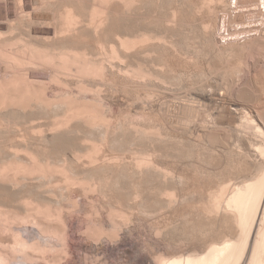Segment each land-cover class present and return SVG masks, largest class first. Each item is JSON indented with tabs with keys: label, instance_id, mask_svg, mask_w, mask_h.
<instances>
[{
	"label": "bare ground",
	"instance_id": "bare-ground-1",
	"mask_svg": "<svg viewBox=\"0 0 264 264\" xmlns=\"http://www.w3.org/2000/svg\"><path fill=\"white\" fill-rule=\"evenodd\" d=\"M43 1V0H42ZM45 1V0H44ZM44 1H43V3H44ZM47 1V0H46ZM48 1H52V0H48ZM47 1V2H48ZM59 2H61V0H58ZM63 1V0H62ZM65 1V0H64ZM64 1L63 2H61L62 3V5H61V7H62V9L60 8V3H58V2H56V0H55V2L56 3H58L59 5V7L57 6V8H59V11H58V9L56 8V10H55V8H54V11H55V13H57V11H58V13L57 14H54V16H53V18L52 17H50V19L52 18V19H54L53 21L54 22H51L52 23V27H53V25L55 26V28H53V30L55 29L56 31V35H55V38H54V40L51 38H47V39H45V41H44V43H42L41 45H39L38 43H37V45H34L33 43H32V41H29L28 42V39L26 40L25 39V41H27V42H25L24 41V43L26 44H24L25 46L23 47V54L25 55L26 53V51H29V54H26V55H28V56H23V55H20V54H14V52H13V54L15 55H12V53L10 54V53H5V55H6V57L5 58H3V59H6V58H9L10 59V61H12V62H14L15 64H17L18 66H26V64L28 65V67H30V66H32V65H35V66H32V67H35L36 68V66H37V64L39 65H44L45 66V64H48V65H51V71H52V73L51 72H49L51 75L49 76L50 77V82H55V83H57V85L59 84V87H60V85L61 84H65V85H67L65 88H67V89H65V91L63 92V88L61 89V88H59V90L62 92H60V91H57V94L58 93H61V95H57L56 97H55V95L53 94V95H46V91H48L47 89H46V86H47V84H45V86L44 85H42L43 83H45V82H43V80H41V79H39V80H37V79H32V78H29L28 76H27V78H26V76L24 77L23 75L24 74H26L27 75V73H24V74H22L23 72H25V71H27V70H25L26 68H27V66H26V68L24 69V68H22L23 70H21L20 71V73L22 74H19V72H18V66L16 67V69L17 70H15V71H17L16 73L17 74H13V76H12V74H9V75H11V77L9 78L8 77V80L9 81H7V82H5L6 81V79H5V81H4V83L2 82V78H1V83H0V107H4V106H6L7 108L9 107V110L7 111L6 109V112L4 113L3 111V113H1L0 114V177H2V176H5V177H2L3 179H6L7 177H8V175L7 174H9V173H11V171H12V175L13 174H15V173H13L14 171L15 172H18V174L19 173H21V175L22 174H24V179L25 180H28L27 179V177L26 176H29V175H33V176H36V175H38V176H36L37 178H39L40 180V182L38 183L37 181V183L38 184H35V183H33L34 185H35V187L37 188V189H40V190H37L36 188H29V187H33L34 185L33 184H31L30 183V185L31 186H29V187H26L25 185L26 184H28L29 182L27 181V183L26 182H24L23 181V176L21 177V175H17V176H20L22 179V181H23V183H25V184H23L22 183V181H20L19 182V180L16 178L17 176H14L13 175V177H12V179L10 180V181H12L13 180V178H14V180L16 181V182H13L12 181V183H15V185L19 182V184H23L24 186H21V188L22 189H25V188H28V189H26V190H28V192H26V190L24 191V192H26V193H28L27 195H26V193H25V195H24V193H23V190L21 189L20 190V192H19V194H20V198L19 197H17V201H20V203H21V205L20 206H22V205H24L26 208H28L29 206L28 205H31L30 207H31V209H29V210H31V211H35L34 212V214H33V212L31 213V211H28L24 206V208L26 209V211L27 212H25V209H23V207H22V210L25 212V215L23 214H19V212H18V214L16 215L15 213V219L11 216L12 214L10 213V215H9V213L8 212H3L2 210H0V231H3V234L7 231V232H9V231H11L12 230V239H11V241H12V245H10V243L9 242H7L8 244V246H9V248H10V250H9V248L8 247H6V245L5 244H3V243H1V241H0V247H2L3 245V247L2 248H5V250H3V251H5V253L3 252V251H0V262H2L3 264H5L4 262H8L9 261V263H11V261L10 260H12L13 261V263L15 262V261H19L20 263H22L23 261H28V263L30 262H32V264L34 263L33 261H35L36 259L35 258H37V260L39 259V258H41V256H43L42 257V259L43 258H45L46 257V255L48 254V255H54V257H53V260H51V259H49V261L51 260L53 263H56V264H60L62 261H65V258H64V260L63 259H61L62 261L61 262H59L60 261V257H61V255H62V258H63V253L65 254L66 253V255H64V257L66 256V259L67 260H70V259H68V258H71V257H74V258H71V259H75L76 257V253L77 252H75V249H79L80 247H82V245L84 244V245H86V243H87V245H89L91 248L90 249H97V247L100 245V241L102 240H104L103 238H108V239H113L114 237H116V236H119L120 234V232L122 233L123 231H125V233H126V231H127V233H129V231H131L130 230V226L131 225H133V226H135V221H134V219H136V218H134V213L136 212H133V210H135V208L137 207V205L140 203L141 205L142 204H145V205H148L147 207H149L150 205H151V207H152V204L153 205H156L157 206V204H159V203H161L162 205L163 204H166V205H172V203L173 204H175L176 205V203H174V202H176L178 199H179V195L181 194V195H185V194H187L188 193V189H187V193H186V190L184 191V190H182L183 192H185V194H182V192H178V189L181 187H183V186H181L180 185V187L178 186V183L179 182H181V181H183V178H181L182 176L181 175H178L176 172V174L181 178V181L180 180H177V178H176V176L174 175V173H172V171H170L171 169H170V167L169 168H167L168 166L167 165H165L166 167L164 168V166H159V164L157 163H155L154 161H156V159H160L159 158V154L160 153H158V152H156L158 155H157V157L158 158H156V156H154L156 159L153 161L152 160V154H153V152L151 151V150H133V152L135 153L136 151H138L137 153H136V155L134 156V158L132 157L131 159L133 160H131V164H129V165H131L130 167H127V166H129L128 165V163H126L125 162V164H126V166H124V167H126V168H124L123 166V168L124 169H122V171H119L118 172V170L116 169V167H118L119 165V163H121V162H119L120 161V156H118V154H117V156H116V160H114V164L116 163V161L117 162H119V163H117V164H115V166H111L113 169H112V171L110 170H108V168H107V166L110 164H104V165H102L103 163H105V161L101 164V162H100V164H98L97 162H99V160L100 159H102V158H104L105 157V153H104V157H102V158H100L99 157V155H100V152L102 153L103 151H102V148H103V144L105 143V142H107V140H108V138H109V136L108 135H110L111 134V132H113L112 130H109V129H111V128H109V127H111V126H113V125H111L110 124V118H108L107 116H106V114H104L100 109L102 108V106H98V104H99V102H100V100H101V93H100V90H101V88H103L102 86H103V84H102V86L101 87H99L100 86V84H101V80L99 81V79H102V78H106L107 77V75L109 74V73H107V75L104 77V71H106L107 70V68H106V66H105V64L107 63L106 61H108L109 63L108 64H110V66L114 69V67L116 68V66L120 69V71L124 68H122L121 69V66H122V63L120 62V60L119 59H121V61H123L122 60V57L124 58V56H126V58H128L129 57V54L130 53H135L136 51L134 50V48L136 47L137 48V45H141L140 43H143V44H146L145 42H147L149 39H150V35L149 34H147L148 32L146 31L147 30V28H146V33L144 32V33H141L140 35L138 34V35H136V36H131L130 37V33L128 34L129 35V37L128 36H126V37H124V34L123 33H121V36H122V34H123V38L120 36L119 37V35L118 34H115L116 36H114V38H113V41L111 40L110 42H112V43H110L111 45H110V47L108 46L107 48H106V44H103L102 43V40L100 39V37H102V36H104V35H102L101 36V33H102V31L101 30H104V27L107 25V23H109L108 21L110 20V18L111 17H114L115 18V12H117V11H115L114 10V8L112 9L111 8V6H110V4L112 5L113 3H111V2H113V0H90L92 3H91V5H89L90 4V1L88 2V7L86 8V4L87 3H84V2H82L81 3V5H76V3L75 2H77V1H75V0H67V2L65 1V3H64ZM79 1V0H78ZM83 1V0H82ZM119 1V0H118ZM123 1H125V2H123ZM135 0H121V2L123 3V6L122 7H124L125 9L127 8L126 6H129V4H131V5H134L133 3H135L134 2ZM138 1H140V0H138ZM153 0H151V2H152ZM156 1V0H155ZM159 1H161V0H159ZM158 1V2H159ZM168 1V0H167ZM170 1V0H169ZM172 1V3L174 4V1L173 0H171ZM186 1V0H185ZM184 1V2H185ZM190 2H191V0H189ZM198 1V0H197ZM210 1L212 2L213 0H202V2L204 3V4H209L210 3ZM222 1V0H221ZM221 1H219V3L221 4ZM230 1V0H229ZM245 1V0H244ZM252 1V0H251ZM251 1H250V3H251ZM256 3H257V1L256 0H254ZM253 1V2H254ZM264 1V0H263ZM36 2V1H35ZM34 2V3H35ZM38 2V1H37ZM46 2V3H47ZM54 2V1H53ZM52 2V3H53ZM86 2V1H85ZM141 2V1H140ZM143 2H144V0H143ZM146 2V1H145ZM147 2H148V0H147ZM158 2H154L157 6H158ZM176 2V1H175ZM178 2V1H177ZM187 2H188V0H187ZM189 2V3H190ZM195 2V5H196V0L194 1ZM194 2H193V4H194ZM199 2V1H198ZM202 2H199V3H202ZM213 2H215L216 3V1L214 0ZM212 2V4H214ZM225 2H227V1H225ZM225 2H223V3H225ZM230 2H231V4H230ZM229 2V4L230 5H232L233 3H235V5L236 6H238V4L240 3V0H231ZM241 2H242V0H241ZM260 2V1H259ZM258 2V3H259ZM262 2V1H261ZM40 3V2H39ZM54 4V5H57V4ZM79 3V2H78ZM77 3V4H78ZM84 3V4H83ZM122 3H121V5H122ZM137 3V2H136ZM171 3V2H170ZM172 3H171V5H172ZM223 3H222V5H223ZM257 3V4H258ZM48 4V3H47ZM47 4H46V6H47ZM50 4V3H49ZM80 4V3H79ZM85 5V6H83V5ZM149 4V3H148ZM161 4H162V2H161ZM165 3H163V5H164ZM168 4V3H167ZM185 4H186V2H185ZM193 4H191V5H193ZM203 4V5H204ZM211 3H210V5H212ZM220 4H218V6L220 5ZM241 4V3H240ZM246 4V3H245ZM263 4V3H262ZM33 5V4H32ZM44 5H45V3H44ZM51 5V4H50ZM114 5L115 6H117V5H120V1H119V3L116 5V2L114 3ZM113 5V6H114ZM146 5H147V3H146ZM151 5V4H150ZM150 5H147V6H150ZM160 5V4H159ZM170 5V4H169ZM178 5H180V4H178ZM182 6H183V4H181ZM180 5V6H181ZM187 5H188V3H187ZM200 5V4H199ZM199 5H197L198 7H199ZM202 5V4H201ZM200 5V6H201ZM209 5V6H210ZM217 5V4H216ZM215 5V6H216ZM242 5V4H241ZM249 5V4H248ZM259 5H261V4H259ZM39 6V5H38ZM37 6V7H38ZM49 6V5H48ZM51 6H53V5H51ZM50 6V7H51ZM77 6H81L80 8L79 7H77ZM135 6V5H134ZM139 6V5H138ZM141 6V5H140ZM139 6V9H141V10H143L142 9V6L140 7ZM143 6H144V4H143ZM156 6V7H157ZM162 5H160L159 7H161ZM167 6V5H166ZM165 6V7H166ZM175 6H177V5H175ZM181 6V7H182ZM185 6V5H184ZM206 6V5H205ZM208 6V7H209ZM213 6V5H212ZM221 6V5H220ZM225 6V5H224ZM240 6V5H239ZM255 6V5H254ZM257 6V5H256ZM264 6V5H263ZM23 7V6H22ZM22 7H20V10L22 9ZM35 7V6H34ZM41 7V6H40ZM120 7V6H119ZM120 8V9H123V8ZM159 7H158V9H159ZM171 7V6H170ZM174 7V6H173ZM188 7V6H187ZM191 6H190V4H189V8H190ZM193 7V6H192ZM223 7V6H222ZM221 7V8H222ZM226 7V6H225ZM230 7V6H229ZM244 7V6H243ZM252 7V6H251ZM42 8H43V6H42ZM46 8V10H48L47 9V7H45ZM53 8V7H52ZM51 8V9H52ZM78 8L79 9H84L83 11H79L78 10ZM133 8V7H132ZM135 8H137V7H135ZM134 8V9H135ZM184 8H186V7H183V8H181V12H182V14H183V9ZM189 8H187V11H188V9ZM197 8V7H196ZM200 8V7H199ZM202 8V7H201ZM218 8V7H217ZM231 8V7H230ZM239 8H241L242 9V7H239ZM255 8V7H254ZM36 10H38L37 8H35ZM40 9V8H39ZM51 9H49L48 11H52ZM128 9V8H127ZM145 9V8H144ZM151 9V8H150ZM161 9V8H160ZM165 9V8H164ZM164 9L162 8V10L164 11ZM172 9L173 8H171V11H172ZM177 9V8H176ZM176 9H174V10H176ZM179 9V8H178ZM193 9L194 8H192L191 10H192V12L194 13V11H193ZM203 9H204V7H203ZM203 9H201V10H203ZM209 9V8H208ZM212 9H214V11H215V7L214 8H212ZM228 9V8H227ZM226 9V10H227ZM232 9H233V7H232ZM237 9H238V7H237ZM250 9H252V8H250ZM45 10V11H46ZM130 10V9H129ZM132 10V9H131ZM139 11V12H143V11ZM153 10H155V9H153ZM157 10V9H156ZM168 11H170L169 10V7H168V9H167ZM200 9L199 10H197L196 9V11H201ZM223 10V9H222ZM246 10V9H245ZM86 11V12H85ZM118 11H119V9H118ZM122 11V10H121ZM125 11V10H124ZM123 11V12H124ZM133 11V10H132ZM135 11V10H134ZM137 11H138V8H137ZM137 11H135V13L137 12ZM147 11L149 12V10H148V8H147ZM158 11V10H157ZM166 11V10H165ZM164 11V12H165ZM189 11H190V9H189ZM208 11V10H207ZM213 11V12H214ZM217 11V10H216ZM231 11V10H230ZM230 11H228V12H230ZM233 11V10H232ZM239 11V10H238ZM242 11H244V10H242ZM249 11V10H248ZM252 11V10H251ZM264 11V10H263ZM24 12V11H23ZM33 12V11H32ZM38 12H39V10H38ZM120 12V11H119ZM123 12H122V14H123ZM128 12V11H127ZM126 12V13H127ZM145 12H146V10H145ZM144 12V13H145ZM151 12H153V11H150L149 13H150V15L152 14ZM163 12V13H164ZM173 12V11H172ZM185 12V11H184ZM191 12V11H190ZM208 12H211V15H212V11L209 9V11ZM227 12V11H226ZM225 12V13H226ZM228 12H227V14H228ZM236 12H237V10H236ZM239 12H241V11H239ZM35 13H36V11H35ZM161 12L159 11V14H160ZM176 12H174V14L173 13H171V14H173V15H175V17L174 16H172V17H174L175 19L176 18H178V17H176V16H178L179 14H175ZM198 13V12H197ZM215 13V12H214ZM213 13V14H214ZM222 13V12H221ZM234 13V12H233ZM238 13V12H237ZM242 13H244V12H242ZM245 13H246V11H245ZM21 14H26V13H21ZM20 14V17H22L23 19H24V17L23 16H25L26 17V15H21ZM31 14V13H30ZM45 14H47V13H45ZM50 14H51V12H50ZM50 14H48V15H50ZM53 14V13H52ZM119 14V13H118ZM117 13H116V15H118ZM131 14H132V12H131ZM140 14H142V13H137L136 15L135 14H133V15H135V16H137V17H139V15ZM147 14V13H146ZM156 14V13H155ZM154 14V15H155ZM184 14H187V12L186 13H184ZM191 14V13H190ZM190 14H188V15H190ZM207 14V13H206ZM209 14V13H208ZM207 14V15H208ZM230 14V13H229ZM247 14V13H246ZM249 14H250V12H249ZM255 14H262L260 11H259V13L257 12V13H255ZM29 15V14H28ZM128 14H126L125 15V13H124V16H125V18H126V16H127ZM144 15V14H143ZM149 15V14H148ZM151 16V17H155V16ZM157 15V14H156ZM168 15V14H167ZM170 15V14H169ZM169 15H168V17H169ZM198 15V14H197ZM233 14H231L230 16H232ZM237 15V14H236ZM235 15V16H236ZM240 15H243V14H241L240 13ZM52 16V15H51ZM120 17L122 16V15H119ZM118 16V17H119ZM123 16V17H124ZM128 16H130V15H128ZM147 15H145V17H146ZM158 16V15H157ZM162 16H165L166 17V15L164 14V15H162ZM161 16V17H162ZM180 16H182V15H180ZM184 16V15H183ZM185 16H187V15H185ZM209 16V15H208ZM224 16V15H223ZM229 16V17H230ZM234 16V15H233ZM244 16V15H243ZM242 16V17H243ZM248 16V15H247ZM251 16H253V15H251ZM262 16V15H261ZM263 16H264V14H263ZM32 17V16H31ZM35 17V16H34ZM44 17V16H43ZM123 17H122V19H123ZM132 16H130V17H127V18H131ZM142 17V16H141ZM160 17V16H159ZM158 17V19H160ZM164 17V18H165ZM171 16L169 17V19L170 18H172ZM188 17V16H187ZM190 17H191V15H190ZM236 17H238V15L236 16ZM250 17V16H249ZM255 17V16H254ZM253 17V18H254ZM36 18H37V16H36ZM48 18V17H47ZM113 18V19H114ZM124 18V19H125ZM126 18V19H127ZM142 18H144V17H142ZM149 18H150V16H149ZM148 18V19H149ZM156 18V17H155ZM189 18V17H188ZM188 18H186V19H188ZM240 18V17H239ZM251 18V17H250ZM250 18H249V20H250ZM262 18V17H261ZM28 19H29V17H28ZM31 19V18H30ZM33 19V18H32ZM32 19L30 20L31 21V24H32ZM38 19H40V18H38ZM37 19V21H39ZM50 19H48V21L50 20ZM119 19V18H118ZM123 19V20H124ZM132 19H134V18H132ZM139 19H141L140 17H139ZM157 19V20H158ZM168 19V20H169ZM180 19V18H179ZM183 19V18H182ZM182 19H180V20H177L178 22L180 21H184L185 20V17H184V20H182ZM190 19H192V18H190ZM210 19V18H209ZM208 19V20H209ZM228 19H230V18H228ZM227 19V20H228ZM243 19V18H242ZM246 19V18H245ZM24 20H26V18L24 19ZM24 20H23V22H24ZM34 20V19H33ZM42 20V19H41ZM45 20V19H44ZM47 20V19H46ZM115 20V19H114ZM128 20V19H127ZM127 20H124V21H126L127 22ZM142 20V19H141ZM141 20H137V21H140L141 22ZM150 20V19H149ZM148 20V22H150ZM172 20H173V18H172ZM194 20V19H193ZM230 20H233V19H230ZM237 20H238V18H237ZM244 20V19H243ZM20 21V20H19ZM30 21H28L29 23H30ZM117 21H119V20H116V23L118 24V22ZM121 21V20H120ZM131 21H133V20H131ZM137 21H134V22H137ZM145 21H146V18H145ZM153 21L155 22L156 21V19H153ZM152 21V23H154ZM162 21V20H161ZM175 21V20H174ZM190 21V20H189ZM195 21H197L196 20V18H195ZM247 21V20H246ZM263 21V20H262ZM21 22V21H20ZM20 22H18L19 24H21ZM34 22V21H33ZM46 22V21H45ZM129 22H130V19H129ZM133 22V23H134ZM144 21H142V23H143ZM162 22H164V21H162ZM167 22H169V21H167ZM173 22V21H172ZM178 22H176V24H178ZM228 21H225L224 20V25H225V23H227ZM232 22V24H234L233 23V21H231ZM231 22L229 21L228 23H230L231 24ZM236 22V21H235ZM244 22V21H243ZM27 23V22H26ZM29 23H28V25H29ZM36 22H34V24H35ZM42 23V22H41ZM49 23V22H48ZM48 23H46V26H47V24ZM54 23V24H53ZM113 23V22H112ZM125 22H123V24H124ZM128 23V22H127ZM141 23V24H142ZM161 23V22H160ZM174 23V22H173ZM182 23V22H181ZM189 23V22H188ZM206 23V22H205ZM211 23V22H210ZM210 23H209V25H210ZM227 23V24H228ZM239 23V22H238ZM245 23V22H244ZM30 24V27L32 28V25ZM38 24V23H37ZM37 24L35 25V26H37ZM50 24V23H49ZM106 24V25H105ZM130 24V23H129ZM129 24H128V26H129ZM136 24V23H135ZM144 24H145V22L143 23V26H144ZM151 24V22L149 23V25ZM155 24V23H154ZM159 23H157V25H158ZM165 24V23H164ZM167 24V23H166ZM175 24V23H174ZM173 24V25H174ZM175 24V25H176ZM180 24V23H179ZM190 24V23H189ZM196 24V23H195ZM227 24L225 25V29H226V27H227ZM236 24V23H235ZM234 24V25H235ZM242 24V23H241ZM23 25V24H22ZM24 25H25V22H24ZM27 25V26H28ZM38 25H40V24H38ZM44 25H45V23H44ZM111 25V24H110ZM113 25V24H112ZM111 25V26H112ZM118 25H122V24H120V22H119V24ZM118 25H117V27H118ZM149 25L147 26V27H149ZM182 25H183V23H182ZM187 25V24H186ZM205 25V24H204ZM19 26H21V25H19ZM115 26V25H114ZM123 26H126V23L123 25ZM154 26V25H153ZM160 26V25H159ZM158 26V27H159ZM162 26V25H161ZM163 26H167V25H163ZM168 26H170L169 25V23H168ZM179 26V25H178ZM185 26V25H184ZM197 26H198V24H197ZM196 26V27H197ZM206 26H208V25H206ZM220 26H222V25H220ZM230 26V25H229ZM264 26V25H263ZM23 26H21V27H18V29L20 28H22ZM38 27V26H37ZM107 27V26H106ZM105 27V28H106ZM109 27V26H108ZM119 27H121V26H119ZM127 27V26H126ZM131 27H133V26H131ZM135 27V26H134ZM133 27V28H134ZM136 27H138L137 25H136ZM135 27V28H136ZM145 27V26H144ZM179 27H181V26H179ZM186 27V26H185ZM235 27V26H234ZM237 27V26H236ZM241 27V26H240ZM243 27V26H242ZM17 28V27H16ZM23 28H25V27H23ZM26 28H28V27H26ZM41 28V27H40ZM113 28H115V27H113ZM112 28V29H113ZM153 27H151V29H152ZM162 28V27H161ZM175 28V27H174ZM176 28H177V26H176ZM193 28V27H192ZM191 28V29H192ZM202 28H203V26H202ZM210 28V26L209 27H207L205 30H204V33L207 31V29H209ZM28 29H30V28H28ZM50 29H51V27H50ZM85 29H86V31L89 33V34H91V36L90 37H93V36H95V37H93V38H96L95 40H94V42L93 43H91V41L88 43L86 40V44H84L85 42H83V45L84 46H82V41H77L78 43L76 44L75 42V40H73V39H75V37L74 38H72L74 35H72L73 33L72 32H77V30L79 31H81V30H84V32H85ZM112 29H109V31H111ZM117 29H119V28H117ZM116 29V30H117ZM123 29H125L124 27H123ZM138 29V28H137ZM142 29V28H141ZM145 28H143L142 30H144ZM155 29V28H154ZM160 29V28H159ZM164 29H165V27H164ZM172 29V27L170 28V29H168V30H171ZM181 29V30H180ZM180 29H175L176 31L178 30H180V31H182V28H180ZM186 29V28H185ZM194 29V28H193ZM214 29V28H213ZM219 29V28H218ZM221 29V28H220ZM237 29V28H236ZM242 29V28H241ZM263 29V28H262ZM24 29H22V31H23ZM26 30V29H25ZM31 30V29H30ZM73 30V31H72ZM74 30H76V31H74ZM128 30V29H127ZM156 30H158V28L156 29ZM184 30V29H183ZM190 30V29H189ZM203 30V29H202ZM211 30V29H210ZM223 30V29H222ZM227 30V29H226ZM230 30V29H229ZM251 30V29H250ZM250 30H248L249 32H250ZM101 31V32H100ZM107 31H108V28H107ZM106 31V32H107ZM113 31V30H112ZM112 31H111V33H112ZM125 31V30H124ZM131 31H133V30H131ZM130 31V32H131ZM135 31H136V29H135ZM135 31H133V32H135ZM164 32H165V30H163ZM172 32L174 31L173 29L171 30ZM170 31V32H171ZM177 31V32H178ZM188 31V30H187ZM221 31V30H220ZM236 31V30H235ZM246 31V30H245ZM252 31H254V30H252ZM251 31V32H252ZM28 33L30 32V31H27ZM26 32V33H27ZM31 32H32V30H31ZM30 32V33H31ZM38 32H39V30H38ZM115 32V31H114ZM119 32H120V30H119ZM127 32V31H126ZM137 32V31H136ZM139 33L141 32V31H138ZM143 32V31H142ZM152 32H153V29H152ZM159 32V31H158ZM157 32V33H158ZM160 32H162V31H160ZM163 32V33H164ZM166 32H168L167 30H166ZM210 31H208V35L207 34H205L206 36H204V37H206L207 38V36H209V34L211 33H209ZM234 32V31H233ZM237 32V31H236ZM239 32H241V31H239ZM20 33V32H19ZM59 35H58V34ZM81 33V32H80ZM100 33V34H99ZM109 34H111L110 32H108ZM115 33H118V32H115ZM169 33V32H168ZM181 33V32H180ZM188 33V32H187ZM212 33H213V31H212ZM219 33V32H218ZM232 33V32H231ZM244 33V32H243ZM24 34H25V31H24ZM45 34V33H44ZM75 34V33H74ZM84 34V33H83ZM85 34H86V32H85ZM98 34H99V36H98ZM102 34H105L106 36H107V34L104 32V33H102ZM127 34V33H126ZM132 34V33H131ZM152 34V33H151ZM155 34V33H154ZM160 34V33H159ZM162 34V33H161ZM176 34V33H175ZM183 34H184V32H183ZM226 34V33H225ZM238 34V33H237ZM260 34V33H259ZM263 34V33H262ZM261 34V35H262ZM22 35V34H21ZM20 35V36H21ZM27 35V34H26ZM57 35H58V37H57ZM80 35H82V34H80ZM88 35V34H87ZM111 35H113V33L111 34ZM118 35V36H117ZM156 35V34H155ZM164 35V34H163ZM172 35H173V33H172ZM228 35H230L229 33H228ZM227 35V36H228ZM234 35V34H233ZM264 35V34H263ZM38 36H40V35H38ZM79 36V35H78ZM77 36V37H78ZM84 36V35H83ZM157 36V35H156ZM155 36V37H156ZM164 36H167L166 34L164 35ZM175 36H177V35H175ZM178 36H179V34H178ZM187 36V35H186ZM213 36V35H212ZM212 36H211V38H212ZM221 36V35H220ZM225 36V35H224ZM246 36V35H245ZM248 36V35H247ZM260 36V35H259ZM258 36V37H259ZM34 37V36H33ZM42 37H43V35H42ZM41 37V38H42ZM44 37H46L45 35H44ZM44 37L41 39V40H43L44 39ZM47 37H48V35H47ZM82 39H84V38H86V37H82V36H80ZM99 37V38H98ZM112 37V36H111ZM161 37V36H160ZM169 37V36H168ZM173 37H174V35H173ZM180 37H181V35H180ZM203 37V38H204ZM222 37V36H221ZM231 37V36H230ZM238 37V36H237ZM249 37V36H248ZM252 37V36H251ZM261 37V36H260ZM260 37H259V40L260 41H258L257 43L258 44H260L259 42H261V41H264V39H260ZM18 38V37H17ZM31 37H29V39H30ZM81 38H80V40H81ZM89 38V37H88ZM151 38H153L154 39V36L153 37H151ZM162 38H163V36H162ZM177 38V37H176ZM175 38V39H176ZM182 38H184V37H182ZM186 38V37H185ZM188 39L190 38V37H187ZM235 38V37H234ZM233 38V39H234ZM263 38H264V36H263ZM37 39H39L38 37H37ZM36 39V40H37ZM105 39H107L106 37H104V40ZM155 39H157V38H155ZM154 39V40H155ZM159 39H161V38H159ZM164 39V38H163ZM174 39V38H173ZM178 39V38H177ZM176 39V40H177ZM188 39H187V42H188ZM191 39V38H190ZM193 39V38H192ZM191 39V40H192ZM208 39H209V37H208ZM222 39V38H221ZM220 39V40H221ZM225 39V38H224ZM250 39H252L253 40V38H250ZM255 39V38H254ZM19 40V39H18ZM32 40H33V38H32ZM78 40H79V38H78ZM158 40V39H157ZM157 40H155L154 42L156 43V41ZM180 40V39H179ZM178 40V41H179ZM185 39H183L182 40V42L184 41ZM232 40V39H231ZM237 40V39H236ZM239 40H241V38L239 39ZM248 40V39H247ZM246 40V41H247ZM251 40V41H252ZM258 39H256V41H257ZM22 41H23V38H22ZM21 40H19V43H21L22 42ZM75 41V42H74ZM89 41V40H88ZM109 41V40H108ZM159 42L161 41V40H158ZM164 41H166V40H164ZM170 41V40H169ZM177 41V42H178ZM186 41V40H185ZM238 41V40H237ZM236 41V42H237ZM245 41V42H246ZM250 41V42H251ZM255 41V40H254ZM107 42V41H106ZM190 42V41H189ZM192 42V41H191ZM194 42V41H193ZM230 42V41H229ZM33 44V45H30V44ZM35 43V42H34ZM148 43H150V42H148ZM158 43V42H157ZM167 43H168V41H167ZM167 43H164V44H167ZM170 43V42H169ZM186 43V42H185ZM243 43V42H242ZM242 43H241V45H242ZM249 43V42H248ZM256 43V44H257ZM262 43V42H261ZM158 44H160V43H158ZM162 44V43H161ZM170 44H172V43H170ZM175 44V43H174ZM177 44V43H176ZM187 44L188 43H186V46H187ZM237 44V43H236ZM239 44V43H238ZM263 44V43H262ZM11 44H7V45H2V46H0V47H3L4 46V48L3 49H5V47H7L8 46V48L10 49V46ZM14 45V44H13ZM17 45V44H16ZM79 45V46H78ZM105 45V46H104ZM150 45V44H149ZM173 45V44H172ZM171 45V46H172ZM179 45V44H178ZM182 45V44H181ZM183 45H184V43H183ZM192 45V44H191ZM226 45V44H225ZM224 45V46H225ZM228 45V44H227ZM232 45V44H231ZM230 45V46H231ZM15 46V45H14ZM13 46V47H14ZM20 46V45H19ZM21 46H23L22 44H21ZM152 46V45H151ZM155 46H157V45H154V47ZM159 46V45H158ZM166 45H164V47H165ZM167 46H170V45H167ZM189 46V45H188ZM198 46V45H197ZM229 45H228V48L230 47ZM17 47V46H16ZM91 47V48H90ZM145 47V46H144ZM144 47H143V51H142V53H143V57L148 53L147 52V48H148V46H146L147 48L146 49H144ZM153 47V46H152ZM161 47V46H160ZM173 47H174V45H173ZM190 47V46H189ZM194 47H196V46H194ZM199 47H201V45L199 46ZM227 47V46H226ZM7 48V49H8ZM15 48V47H14ZM151 48V47H150ZM159 48V47H158ZM166 48V47H165ZM165 48H163L164 50H166ZM169 48H171V47H169ZM177 48V47H176ZM181 48V47H180ZM192 48H193V46H192ZM191 48V49H192ZM8 49V50H9ZM11 49H12V47H11ZM16 49H18V48H16ZM21 49H22V47H21ZM21 49H19V51L21 50ZM25 49H30V50H25ZM52 49V51H50V50ZM89 49H90V51L92 52V53H90V51H89ZM134 50L135 52H128L129 50L131 51V50ZM139 49V48H138ZM141 49H139V50H141ZM161 49V48H160ZM168 49V48H167ZM174 49H175V47H174ZM182 49V48H181ZM181 49H180V51H181ZM190 49V50H191ZM7 50V51H8ZM15 50V49H14ZM137 50V49H136ZM144 50H146V52H145V55H144ZM151 50H153L152 48H151ZM183 51H184V48L182 49ZM195 50V49H194ZM197 50H200V49H197ZM203 50H204V48H203ZM5 51V50H4ZM4 51H2V55H3V53H4ZM13 51V50H12ZM150 51V50H149ZM155 51V50H154ZM159 51V50H158ZM168 51V50H167ZM170 51H171V49H170ZM173 51V50H172ZM171 51V52H172ZM179 51V52H180ZM206 51V50H205ZM157 51H155V53H156ZM164 52L165 51H163L162 53H163V55H167V54H164ZM174 53H175V51H173ZM178 52V51H177ZM195 53H196V51H194ZM199 52V51H198ZM197 52V53H198ZM201 53H202V50L200 51ZM210 52V51H209ZM0 53H1V51H0ZM129 53V54H128ZM140 53V52H139ZM138 53V54H139ZM151 52H149V54H150ZM154 53V52H153ZM154 53V54H155ZM160 53V52H159ZM169 53V52H168ZM185 53H187V52H185ZM184 53V54H185ZM190 53V52H189ZM192 53V52H191ZM21 54H22V50H21ZM179 54V53H178ZM208 54V53H207ZM207 54H206V56H207ZM210 54V53H209ZM17 55V56H16ZM20 57H19V56ZM98 55H101V56H98ZM135 55V54H134ZM148 55V54H147ZM151 55H153L152 53H151ZM155 55H157V54H155ZM153 56V57H156V56ZM173 55H175V54H173ZM197 55V54H196ZM200 55V54H199ZM202 55V54H201ZM131 56V55H130ZM136 56V55H135ZM134 56V57H135ZM169 56V55H168ZM179 56H181V54L179 55ZM192 56H193V53H192ZM198 56V55H197ZM1 57H3V56H1ZM0 57V60L2 59ZM139 57H140V54H139ZM146 57V56H145ZM173 57V56H172ZM172 57L170 58V59H172ZM175 57V56H174ZM132 58V57H131ZM147 58H148V56H147ZM158 58H160V57H158ZM158 58L156 59V58H154V59H156V60H158ZM184 58H186V56L184 57ZM130 59V58H129ZM140 59V58H139ZM143 59V58H142ZM141 59V60H142ZM152 58H150V60H151ZM165 59H166V57H165ZM175 59V58H174ZM178 59H180L179 57H178ZM190 59V58H189ZM191 59H193V58H191ZM197 59V58H196ZM117 60H119V61H117ZM131 60V59H130ZM143 60H145V59H143ZM148 60V59H147ZM160 60V59H159ZM162 60H164V59H162ZM177 60V59H176ZM181 60V59H180ZM186 60V59H185ZM185 60H183V61H185ZM198 60V59H197ZM4 61V60H3ZM129 61V60H128ZM132 61H133V59H132ZM138 61V60H137ZM191 61H193V60H191ZM12 62H11V64H12ZM123 62H126V61H123ZM141 63H142V61H140ZM147 62V61H146ZM150 62V61H149ZM153 62V61H152ZM158 62V61H157ZM156 62V63H157ZM160 62V61H159ZM167 62V61H166ZM165 62V63H166ZM181 62H182V60H181ZM180 62V63H181ZM188 62V61H187ZM186 61H185V63H187ZM190 62V61H189ZM197 62V61H196ZM2 63V62H1ZM132 63V62H131ZM144 63V62H143ZM171 63V62H170ZM172 63H174V62H172ZM15 64H14V66H15ZM125 64V63H124ZM127 65H129L130 63H126ZM132 64H134V63H132ZM131 64V65H132ZM136 64H139V63H136ZM145 64H147V63H145ZM144 64V66H147V65H145ZM152 64V63H151ZM151 64H149V65H151ZM158 64H162V61H161V63H158ZM167 64V63H166ZM169 64V63H168ZM167 64V65H168ZM175 64V63H174ZM183 64V63H182ZM181 64V65H182ZM193 64V63H192ZM5 65H7L6 63H5ZM9 65V64H8ZM107 65V64H106ZM126 65V74H127V76L129 75V73H132L131 75H129V76H133V75H135L134 77H148V75H150V76H153V78H154V75H158L159 77H160V80H161V76H163V75H166V73L165 72H163L162 71V75H160V73H159V69H158V71L157 72H155V71H153V72H151V70L149 71L148 69V71H144V70H142V68H140L141 70H139V66H138V70H136L137 69V66H136V68H135V66H134V68H132V66H127ZM143 65V64H142ZM171 65V64H170ZM173 65V64H172ZM178 65H179V62H178ZM183 65H185V64H183ZM182 65V66H183ZM194 65H196L195 63H194ZM43 66V67H44ZM109 66V65H108ZM153 66V65H152ZM156 66V65H155ZM169 66V65H168ZM167 66V68H169ZM175 66V65H174ZM174 66H172V68L174 67ZM193 66V65H192ZM38 67V66H37ZM46 67H47V65H46ZM49 67V66H48ZM47 67V68H48ZM159 67V66H158ZM165 67V66H164ZM175 67H177V65L175 66ZM184 67V66H183ZM195 67V66H194ZM6 68H8V66L6 67ZM5 68V69H6ZM12 68V67H11ZM11 68H10V70H11ZM31 68V67H30ZM29 68V69H30ZM105 68H106V70H105ZM144 68V67H143ZM149 68V67H148ZM160 68H162V67H160ZM181 68V67H180ZM190 68V67H189ZM4 69V70H5ZM9 69V68H8ZM13 69V68H12ZM32 69V68H31ZM30 69V70H31ZM154 69V68H153ZM157 69V66H156V68H155V70ZM162 69H164V68H162ZM182 69V68H181ZM180 69V70H181ZM184 69H186V68H184ZM1 70V69H0ZM3 70V71H4ZM7 70V69H6ZM9 70V71H10ZM25 70V71H24ZM29 70V71H30ZM37 71L39 70V69H36ZM45 70H47V69H45ZM50 70V69H49ZM111 70V69H110ZM127 70H128V72H127ZM173 70V69H172ZM15 71H13V73L15 72ZM33 71V70H32ZM40 71V70H39ZM44 71V70H43ZM42 71V72H43ZM130 71V72H129ZM169 71V70H168ZM183 71V70H182ZM192 71V70H191ZM11 72V71H10ZM125 72V71H124ZM123 72V74H125ZM167 72V71H166ZM173 72V71H172ZM204 72V71H203ZM202 71H201V73H203ZM209 72V71H208ZM1 73V72H0ZM41 73V72H40ZM44 73V72H43ZM42 73V74H43ZM120 73H122V71L120 72ZM157 73H159V74H157ZM168 73H170V71L168 72ZM174 73V72H173ZM177 73V72H176ZM182 73V72H181ZM188 73V72H187ZM3 74H4V72H3ZM21 75L20 77H19V75ZM29 74V73H28ZM34 74V73H33ZM125 74V75H126ZM192 74V73H191ZM195 74V73H194ZM204 74V73H203ZM203 74H201V76H199V77H201L202 78V75ZM206 74V73H205ZM205 74H204V79H206L205 78ZM7 74H6V72H5V76H6ZM36 75H38V74H36ZM46 75V74H45ZM65 76V77H71L72 79H73V82H70L71 84H75L74 86L73 85H70V83H68V82H65V81H63L64 79H62L61 78V76ZM118 75V74H117ZM176 75V74H175ZM174 75V76H175ZM179 74L177 73V76H178ZM183 75H184V73H183ZM183 75H182V77H183ZM209 75V74H208ZM1 76V75H0ZM33 76H35V75H33ZM39 76V75H38ZM64 76H63V78H64ZM111 76V75H110ZM149 76V77H150ZM157 76V77H158ZM177 76H175V77H177ZM4 77V76H3ZM41 77H43V76H41ZM45 77V76H44ZM114 77V76H113ZM118 77H119V75H118ZM118 77H117V79H118ZM156 77V76H155ZM170 76H169V74H168V78H169ZM174 77V78H175ZM187 77V76H186ZM193 77V76H192ZM192 77H190V78H192ZM196 77V76H195ZM123 78H125L124 76H123ZM151 78V77H150ZM163 78H164V76H163ZM167 78V77H166ZM184 78H185V76H184ZM190 78H189V80L188 81H190ZM65 79H67V78H65ZM116 79V78H115ZM127 79V78H126ZM129 79V78H128ZM140 79V78H139ZM152 79V78H151ZM155 79V78H154ZM159 79V78H158ZM157 79V80H158ZM165 79V78H164ZM193 79V78H192ZM203 79V78H202ZM204 79H203V81H204ZM69 80V79H68ZM108 80V79H107ZM111 80H113V79H111ZM110 80V81H111ZM125 80V79H124ZM131 81H132V79H130ZM141 80V79H140ZM143 80V79H142ZM146 80V79H145ZM144 80V81H145ZM148 80V79H147ZM146 80V81H147ZM156 80V81H157ZM172 80H173V77H172ZM177 80V79H176ZM183 80V79H182ZM195 80H197V79H195ZM45 81H47V80H45ZM67 81V80H66ZM72 81V80H71ZM117 81V80H116ZM119 81V80H118ZM137 81V80H136ZM152 81V80H151ZM155 81V80H154ZM159 81V80H158ZM162 81V80H161ZM168 81V80H167ZM179 81H180V79H179ZM187 81V82H188ZM201 81V80H200ZM203 81H201L202 83H203ZM208 81H209V79H208ZM37 82H39V83H42V84H39V86L37 87ZM93 84H92V83ZM100 82V83H99ZM109 82V81H108ZM112 82V81H111ZM111 82H109L110 84H111ZM114 82V81H113ZM169 82V81H168ZM167 82V83H168ZM170 82H172L171 81V78H170ZM185 82V81H184ZM191 82V81H190ZM190 82H188V83H190ZM193 82H194V80H193ZM192 82V83H193ZM196 82V81H195ZM199 82V81H198ZM103 83V82H102ZM129 83H131V82H129ZM134 83L136 84V82L134 81ZM144 83V82H143ZM155 83V82H154ZM161 83V82H160ZM162 83H164V82H162ZM177 82H175L174 84H176ZM179 83V82H178ZM177 83V84H178ZM182 83V82H181ZM191 83V84H192ZM197 83V82H196ZM201 83V84H202ZM206 83H207V81H206ZM36 84V85H35ZM107 84V86H108V83H105L104 85H106ZM118 84V83H117ZM120 84H122V83H120ZM126 84V83H125ZM134 84V85H135ZM138 84V83H137ZM165 84H166V82H165ZM184 84V83H183ZM187 84V83H186ZM190 84V85H191ZM198 84H200V83H198ZM201 84L199 85V86H201ZM210 84V83H209ZM124 85V84H123ZM123 85H122V88H124V87H126L125 85H124V87H123ZM129 85V84H128ZM158 85V84H157ZM170 85V84H169ZM171 85H173V84H171ZM179 85H181V84H179ZM187 85H189V84H187ZM194 85V84H193ZM193 85L191 86V87H193ZM203 85H204V83H203ZM202 85V86H203ZM54 86H55V84H54ZM69 86H72L73 88H75V87H77V89H74L75 91H73L71 88H69L68 89V87ZM115 86V85H114ZM113 86V87H114ZM118 86V85H117ZM148 86H150V84L148 85ZM148 86L146 87V88H148ZM155 86V84L153 85V87ZM184 86V85H183ZM206 87H207V85H205ZM204 86V87H205ZM211 86V85H210ZM48 87V86H47ZM151 87H152V85H151ZM151 87H149V88H151ZM152 87V88H153ZM160 88H162L163 89V87H161V86H159ZM170 87V86H169ZM180 87V86H179ZM186 87V86H185ZM196 87V86H195ZM109 88H111L110 86H109ZM118 88V87H117ZM129 89H130V87H128ZM133 88H135V87H133ZM132 88V89H133ZM137 88H140V86H138ZM146 88H144V89H146ZM148 88V89H149ZM155 88H157V87H155ZM154 88V89H155ZM159 88V89H160ZM172 88V87H171ZM178 88V87H177ZM194 88V87H193ZM200 88H202V87H200ZM208 88V87H207ZM206 88V89H207ZM71 89V90H70ZM116 89V88H115ZM115 89H113V90H115ZM136 89V88H135ZM161 89V90H162ZM166 89V88H165ZM164 89V90H165ZM184 89V88H183ZM186 89H187V87H186ZM191 89V88H190ZM199 89V88H198ZM197 89V90H198ZM204 89V88H203ZM211 89V88H210ZM50 90V89H49ZM58 90V89H57ZM104 90V89H103ZM106 90V89H105ZM109 90V89H108ZM124 90H125V88H124ZM134 90V89H133ZM168 90H169V88H168ZM193 90V89H192ZM209 90V89H208ZM207 90V91H208ZM107 91V90H106ZM110 91V90H109ZM123 91V90H122ZM141 91V90H140ZM157 91H159L158 89H157ZM179 91V90H178ZM183 91V90H182ZM186 91V90H185ZM190 91V94L192 93L191 92V90H189ZM53 92H55V91H53ZM112 92V91H111ZM117 92V91H116ZM128 92H129V90H128ZM142 92V91H141ZM144 92H146L145 90H144ZM151 90H150V94H151ZM154 92H156V91H154ZM166 92H168V91H166ZM170 92V91H169ZM176 92V91H175ZM184 92V91H183ZM182 92V93H183ZM196 92H198V91H196ZM52 93V92H51ZM77 93V94H76ZM90 93L93 97H91V99L92 100H90L89 99V101H91V104H89V101H87V102H84L85 100V98L84 97H87V95ZM103 94L105 93V92H102ZM130 93V92H129ZM128 93V94H129ZM135 93V92H134ZM148 93H149V91H148ZM158 93H160V92H158ZM157 93V94H158ZM171 93V92H170ZM187 93H188V91H187ZM205 93V92H204ZM207 93V92H206ZM216 93V92H215ZM48 94V93H47ZM56 94V93H55ZM79 94H80V96H79ZM86 94V96H84L83 98V100L82 99H80V98H82V95H85ZM120 94H121V92H120ZM133 94V93H132ZM145 94H147V93H145ZM152 94H153V92H152ZM162 94H164V93H161V96H162ZM176 94H177V92H176ZM195 94V93H194ZM197 94V93H196ZM211 94V93H210ZM217 94V93H216ZM111 95V94H110ZM114 95V94H113ZM124 95H126V94H124ZM135 94H133V96H134ZM166 95V94H165ZM164 95V96H165ZM167 95H168V93H167ZM180 95H181V93H180ZM183 95V94H182ZM191 95H193V94H191ZM214 95V94H213ZM49 96H53V99H52V97L51 98H49ZM89 96V95H88ZM122 96V95H121ZM130 96V95H129ZM137 97H138V95H136ZM140 96V95H139ZM143 97L145 96V95H142ZM148 96H150V95H148ZM154 96V95H153ZM160 96V95H159ZM158 96V97H159ZM169 96V95H168ZM174 96V95H173ZM177 96V95H176ZM55 97V98H54ZM114 97V96H113ZM113 97H112V99H113ZM119 96H117V98H118ZM128 97V96H127ZM147 96H145V98H146ZM152 97V96H151ZM155 97H157V96H155ZM179 97V96H178ZM184 97V96H183ZM188 97V96H187ZM191 97H193V96H191ZM194 97H197V96H194ZM139 98V97H138ZM138 98H136V99H138ZM144 98V99H145ZM150 98V97H149ZM166 98V97H165ZM164 98V99H165ZM175 99H176V97H174ZM119 99V98H118ZM136 99H135V103H136ZM143 99V100H144ZM159 99H161V98H159ZM167 99V98H166ZM180 99V97L178 98V100ZM188 99V98H187ZM198 99V98H197ZM202 99V98H201ZM213 99V98H212ZM86 100H88V98H86ZM102 100H103V97H102ZM107 101H109V99H106ZM111 100V99H110ZM129 100V99H128ZM143 100L141 99V101L140 102H143ZM162 100H163V98H162ZM168 101H169V99H167ZM177 100V101H178ZM184 100V99H183ZM199 100H200V98H199ZM214 100V99H213ZM217 100V99H216ZM103 101H105V100H103ZM106 101V102H107ZM113 101V100H112ZM146 101V100H145ZM148 101V100H147ZM147 101H146V103H147ZM149 101H151V100H149ZM148 101V102H149ZM154 101H155V99H154ZM158 101V100H157ZM160 101V100H159ZM165 100H163V102H164ZM185 101H186V99H185ZM204 101V100H203ZM206 101V100H205ZM204 101V102H205ZM211 101V100H210ZM122 102H124L123 100H122ZM152 102V101H151ZM162 102V101H161ZM171 102H173V101H170V103ZM176 101H174L173 103H175ZM183 102V101H182ZM186 102H190L189 100L188 101H186ZM194 101H191V105H195V104H192ZM197 102V101H196ZM107 103H109V102H107ZM115 103V102H114ZM119 103V102H118ZM130 103H131V101H130ZM146 103H142V104H140L141 106L144 104H146ZM166 103V108H164L165 110L164 111H166V109L169 107V105H167V102H165ZM101 105L103 104L104 105V103H100ZM116 104V103H115ZM123 104V103H122ZM132 104H134V103H132ZM137 104H138V102H137ZM152 104V103H151ZM157 104H158V102H157ZM179 104V103H178ZM184 104L186 105V103L184 102ZM188 105H190L189 103H187ZM105 105H107V107H109V105L108 104H105ZM111 105V104H110ZM113 105V104H112ZM118 105V104H117ZM120 105V104H119ZM125 105V104H124ZM123 105V106H124ZM129 105V104H128ZM136 105V104H135ZM134 105V106H135ZM148 105H150V104H148ZM160 105V104H159ZM163 105V104H162ZM182 105V104H181ZM184 105V106H185ZM197 105V104H196ZM116 106V105H115ZM120 106H122V105H120ZM123 106H122V109H123ZM131 106H133V105H131ZM138 106V105H137ZM147 106V105H146ZM152 106H153V104H152ZM151 106V107H152ZM157 106V105H156ZM168 106V107H167ZM171 106V105H170ZM178 106V105H177ZM6 107H4V108H6ZM98 107H101L100 109L98 108ZM104 107V106H103ZM126 107V106H125ZM129 107V108H128ZM127 108L128 109H130V105L128 106ZM145 107V106H144ZM161 107V109H162V106H160ZM163 107H164V105H163ZM190 107V106H189ZM201 107V106H200ZM115 108V107H114ZM119 108H121V107H119ZM141 108V107H140ZM146 108H148V107H146ZM145 108V109H146ZM154 108V107H153ZM157 108V107H156ZM155 108V109H156ZM182 108V107H181ZM180 108V109H181ZM202 108V107H201ZM1 109V108H0ZM106 109V108H105ZM109 109V108H108ZM138 109V108H137ZM150 109V108H149ZM172 109V108H171ZM189 109H191V108H189ZM193 109H194V106H193ZM206 109V108H205ZM205 109H204V111H205ZM29 111L28 112V114L26 113L25 115H24V113L26 112V111ZM111 110V109H110ZM109 110V111H110ZM118 110V109H117ZM121 110V109H120ZM134 110V109H133ZM152 110V109H151ZM160 110V109H159ZM163 110V109H162ZM182 110V109H181ZM183 110H186V109H183ZM109 111H108V113H109ZM113 111V110H112ZM125 111V110H124ZM123 111V112H124ZM128 111V110H127ZM130 111V110H129ZM132 111V110H131ZM135 111H137V110H135ZM142 111V110H141ZM168 111V110H167ZM187 111H189V112H194L193 110H187ZM186 111V112H187ZM197 111V110H196ZM208 111V110H207ZM211 111V110H210ZM122 112V111H121ZM122 112V113H123ZM160 112V114H161V111H159ZM111 113V112H110ZM116 113V112H115ZM125 113V112H124ZM130 113V112H129ZM141 112H139V114H140ZM143 113V112H142ZM141 113V114H142ZM147 113V112H146ZM152 113H153V111H152ZM157 114H158V111L156 112ZM178 113V112H177ZM180 113V112H179ZM185 113V112H184ZM113 114V113H112ZM137 114V113H136ZM145 114V113H144ZM151 114V113H150ZM164 114V113H163ZM167 114V113H166ZM166 114H165V116H166ZM188 114V113H187ZM193 114V113H192ZM206 114V113H205ZM204 114V115H205ZM209 115H210V112L208 113ZM119 115V114H118ZM124 115V114H123ZM125 115H128L127 113H125ZM124 115V116H125ZM131 115V114H130ZM133 115V114H132ZM148 115V114H147ZM147 115H146V117H147ZM154 115H155V113H154ZM168 115V114H167ZM171 115V114H170ZM185 115V114H184ZM246 115V114H245ZM244 115V116H245ZM135 116V115H134ZM142 116H143V114H142ZM142 116H141V118H142ZM149 116V115H148ZM153 116V115H152ZM160 116V115H159ZM158 116V117H159ZM164 116V115H163ZM163 116H161V117H163ZM174 116H175V114H174ZM181 116V115H180ZM180 116H179V118H180ZM183 116V115H182ZM181 116V117H182ZM194 115H192V117H193ZM202 116V115H201ZM200 116V117H201ZM206 116V115H205ZM205 116H203V118L205 117ZM212 116V115H211ZM210 116V117H211ZM248 116V115H247ZM247 116H246V119H247ZM48 118L49 120H46V121H44V120H42L43 118ZM122 117V116H121ZM126 117V116H125ZM125 117H122V118H125ZM144 117V116H143ZM150 117V116H149ZM149 117H148V119H149ZM173 117V116H172ZM196 117V116H195ZM207 117V116H206ZM209 117V116H208ZM209 117V118H210ZM249 117L250 116H248V119H249ZM121 118V119H122ZM127 118V117H126ZM131 118V117H130ZM136 118H138V116L136 115ZM154 118V117H153ZM177 118V117H176ZM190 118H191V115H190ZM189 118V119H190ZM6 119V120H5ZM135 119V118H134ZM134 119H131V120H134ZM140 119V118H139ZM147 119V118H146ZM151 117H150V120H148V121H151ZM155 119V118H154ZM154 119H152V120H154ZM157 119V118H156ZM162 119V118H161ZM163 119H164V117H163ZM166 119V118H165ZM174 119V118H173ZM187 118H185L184 119V121H186L187 122V120H186ZM193 119V118H192ZM196 119H198V116H197V118ZM245 119V120H246ZM251 119H253V118H251ZM24 120V121H23ZM37 120L39 121V120H41V122H37ZM123 120V119H122ZM136 120V119H135ZM144 119H142V121H143ZM168 120V119H167ZM179 120V119H178ZM177 120V121H178ZM181 120H182V118H181ZM195 120V119H194ZM202 120V119H201ZM209 120V119H208ZM250 120V119H249ZM5 121V122H4ZM36 121V122H35ZM115 121V120H114ZM121 121V120H120ZM119 121V122H120ZM124 121H125V119H124ZM128 121V120H127ZM126 121V122H127ZM139 121H141V120H139ZM160 121V119L158 120V122ZM161 121H163V120H161ZM180 121V120H179ZM207 121V120H206ZM205 121V122H206ZM211 121V120H210ZM247 121V120H246ZM252 121H254V120H251L250 122H252ZM6 122H7V125H6ZM125 122V124H127ZM135 122H137V121H135ZM144 122H146V120L144 121ZM165 122H166V120H165ZM168 122H170V121H168ZM189 122V121H188ZM192 123H193V121H191ZM196 122H197V120H196ZM201 122H203V121H201ZM247 122H249V121H247ZM109 123V124H108ZM112 123V122H111ZM115 123V122H114ZM132 123H133V121H132ZM138 123H141V122H138ZM148 123V122H147ZM152 122H150V124H151ZM154 123H156V121L154 122L153 121V123L152 124H154ZM161 123V122H160ZM164 123V122H163ZM179 123H182V121L181 122H179ZM195 123V122H194ZM21 124L24 126L25 124H27V125H25L24 127H22L21 126ZM119 124V123H118ZM124 124V125H125ZM135 124V123H134ZM168 124V123H167ZM171 124H173V122H171ZM171 124H168V125H171ZM187 124V123H186ZM188 124H190V123H188ZM202 124V123H201ZM246 124H248V123H246ZM246 124L244 125V126H246ZM251 124V123H250ZM249 124V125H250ZM6 125V126H5ZM110 125V126H109ZM141 124H139V127H134L133 128V125L131 124H129V126H131V129H133L132 131L134 132V135H136V136H129L130 138V140L129 141H131V139L133 138V139H136V138H138V134H140V137L141 138H143V139H147V140H150L151 142H152V139H153V141H154V139H156L155 141H160L161 140V138H163V137H165V136H162L161 134L160 135H158L159 134V132H158V138H157V135H156V132L154 131V130H152L153 128V125H152V127H151V130L150 129H148V128H150L147 124V129L146 128H144L142 125V127L144 128H142L141 126H140ZM145 125V124H144ZM155 125V124H154ZM158 125V124H157ZM178 124L176 123V126H177ZM181 125V124H180ZM180 125H178V127L180 126ZM183 125V124H182ZM181 125V126H182ZM193 125V124H192ZM195 125V124H194ZM197 125V124H196ZM199 125V124H198ZM203 125V124H202ZM206 125V124H205ZM205 125H203V126H205ZM208 125V124H207ZM252 125H254V123L252 124ZM4 126V127H3ZM20 126V128H18ZM119 126V125H118ZM120 126H123V124L122 125H120ZM127 126V125H126ZM129 126H128V130H129ZM137 126V125H136ZM156 126V125H155ZM159 126V125H158ZM157 126V127H158ZM167 126V125H166ZM165 126V127H166ZM173 126V125H172ZM184 126H186L185 125V123H184ZM201 126V125H200ZM251 126V125H250ZM249 126V128H250V130H251V127ZM23 129H22V128ZM125 127V126H124ZM164 127V126H163ZM183 127V126H182ZM187 127H190V125L188 126L187 125ZM194 127V126H193ZM199 127V126H198ZM247 127H248V125H247ZM246 127V128H247ZM255 127V126H254ZM254 127L252 128V129H254ZM256 127L257 128H255L256 129V131L257 130H259V128L260 127H258V125H256ZM114 128V127H113ZM122 128V127H121ZM136 128H139L140 130H136ZM141 128H142V130H141ZM156 127H154V129H155ZM174 128H176V127H174ZM185 128V127H184ZM195 128V127H194ZM196 128H197V126H196ZM202 128V132H203V129H205V128H207V127H205V128H203V127H201ZM19 129H20V131H19ZM119 129V128H118ZM130 129V130H131ZM159 129V128H158ZM161 129V128H160ZM163 129H167V128H163ZM171 129V128H170ZM177 129V128H176ZM181 129V128H180ZM179 129V130H180ZM183 129V128H182ZM210 129V128H209ZM248 129V128H247ZM254 129V130H255ZM122 130V129H121ZM162 130V129H161ZM175 130V129H174ZM174 130H172V131H174ZM184 130H186V129H183V131ZM109 131H110V134H109ZM115 131H116V129H115ZM114 131V132H115ZM125 131V130H124ZM131 131V132H132ZM150 131L151 132H153L154 131V133H150ZM167 131H171V130H168L167 129ZM205 131V130H204ZM260 131V130H259ZM180 131H178V133H179ZM187 132H189V131H186V133ZM191 132H192V130H191ZM261 132V131H260ZM263 132V131H262ZM261 132V133H262ZM117 133H120V135H121V132L119 131V132H115V135H118ZM126 133H127V129H126ZM125 133V134H126ZM165 133V132H164ZM183 133H185V132H183ZM185 133V134H186ZM205 133H207V132H205ZM210 133H212V132H210ZM124 134V133H123ZM149 134H152V135H149ZM156 136V138H152V137H154V135ZM167 134H168V132H167ZM166 134V135H167ZM191 134V133H190ZM209 134V133H208ZM263 134V133H262ZM99 135H101V137L100 138H98V136ZM130 135H133V133H131ZM165 135V134H164ZM171 135V134H170ZM183 135V134H182ZM187 135H188V133H187ZM202 135V134H201ZM205 135V134H204ZM210 135V134H209ZM209 135H205V136H209ZM212 135V134H211ZM103 136V137H102ZM111 136H113V133L111 134ZM160 136H162V137H160ZM168 137H169V135H167ZM166 136V137H167ZM189 136V135H188ZM200 136V135H199ZM204 136V137H205ZM262 136V135H261ZM120 137H122V136H120ZM124 137V136H123ZM132 137V138H131ZM139 137V138H140ZM173 137V136H172ZM190 137V136H189ZM192 137V136H191ZM197 137V136H196ZM203 137V136H202ZM211 136H209V138H210ZM213 137V136H212ZM110 138H112V137H110ZM113 138H115V137H113ZM127 138V137H126ZM170 139H171V137H169ZM176 138V137H175ZM174 138V139H175ZM209 138H207V141L208 140H210L211 141V143H214V142H212L214 139H209ZM117 139V136H116V138H115V140ZM119 139H121V138H119ZM118 139V140H119ZM124 139H125V137H124ZM123 139V140H124ZM160 139V140H159ZM178 139H180L179 137H178ZM177 139V140H178ZM182 139H184V138H182ZM181 139V140H182ZM191 139V138H190ZM194 139V138H193ZM200 139V138H199ZM202 139V138H201ZM200 139V140H201ZM115 140H113L114 141V143L115 142H117V140L115 141ZM122 140V139H121ZM168 140V139H167ZM167 140H165V141H167ZM176 140V141H177ZM196 140V139H195ZM197 140H198V137H197ZM200 140H198V141H200ZM204 139H202L201 141H203ZM128 141V140H127ZM140 142L142 141V140H139ZM139 141H138V143H139ZM143 141H145V140H143ZM142 141V142H143ZM164 141V140H163ZM169 141V140H168ZM175 141V140H174ZM174 141H172L173 142V144H174ZM180 141V140H179ZM184 141V140H183ZM204 141H206V140H204ZM209 141V142H210ZM240 141V140H239ZM110 142V141H109ZM112 142V141H111ZM110 142V143H111ZM118 142H120V141H118ZM122 142V141H121ZM132 142V141H131ZM162 142V141H161ZM161 142H160V144H161ZM171 142V143H172ZM182 142V141H181ZM180 142V143H181ZM185 142V141H184ZM191 141H189V143H190ZM123 143H125V142H122V144ZM136 143H137V141H136ZM135 141H134V146H135ZM144 143V142H143ZM146 143V142H145ZM144 143V144H145ZM164 143V142H163ZM166 143V142H165ZM171 143H170V145H171ZM177 143H178V141H177ZM179 143V144H180ZM186 143V142H185ZM194 143V142H193ZM201 143V142H200ZM203 143H208V142H203ZM202 143V144H203ZM264 143V142H263ZM108 144V143H107ZM107 144H105V145H107ZM111 144H113V143H111ZM116 145H118L117 143H115ZM141 144V143H140ZM139 144V145H140ZM144 144L142 145V147L144 146ZM147 144V143H146ZM155 144V143H154ZM168 144H169V142H168ZM176 144V143H175ZM181 144H183V143H181ZM238 144V143H237ZM45 147H44V146ZM114 145V144H113ZM130 144L128 143V146H129ZM133 145L131 146V147H133ZM138 145V144H137ZM153 144H151V146H152ZM177 146H179L178 144H176ZM175 145V146H176ZM184 145V144H183ZM192 145H194L195 146V144H190V146H191V148H192V150H193V147H192ZM212 145V144H211ZM214 145V144H213ZM252 145V144H251ZM251 145H249L250 147H252ZM258 145V144H257ZM260 145H262V144H260ZM41 146L43 147V149H41ZM110 144H109V150H110ZM121 146H123V145H121ZM128 146H126L128 149H132V148H129ZM141 146V145H140ZM148 146V145H147ZM155 146V145H154ZM163 146V145H162ZM181 146V149H182V145H180ZM180 146H179V148H180ZM186 146V145H185ZM189 145H188V147H190ZM202 147H203V145H201ZM200 146V144H199V147H201ZM206 146V145H205ZM205 146H204V148H205ZM234 146H236V144H234ZM233 146V148L235 149L236 147H234ZM239 146V145H238ZM254 146H255V144H254ZM106 147V146H105ZM104 147V148H105ZM114 147H116V150H117V146H114ZM145 147H146V145H145ZM164 147H166V146H164ZM172 147H173V145H172ZM198 147V150H200V148ZM208 147V146H207ZM220 147V146H219ZM240 147V146H239ZM40 148V149H39ZM103 148V149H104ZM134 148V147H133ZM139 148H141V147H139ZM144 148V147H143ZM160 148H161V146H160ZM159 148V149H160ZM175 148V147H174ZM177 148V147H176ZM178 148V149H179ZM195 148V147H194ZM212 148V147H211ZM230 148L231 149H233L231 146H230ZM248 148V147H247ZM253 148V150H254V147H252ZM259 148V149H258ZM258 148H256L255 147V151L257 150H261L260 152L264 155V144L261 146V148L260 147H258ZM106 149V148H105ZM111 149H113L112 147H111ZM120 149V148H119ZM124 149H125V147H124ZM146 149H147V147H146ZM149 149H151L150 147H149ZM165 149V148H164ZM163 149V150H164ZM166 149H168V148H166ZM170 149V148H169ZM168 149V150H169ZM172 149V148H171ZM178 149H176V150H178ZM186 149H187V147L185 148V151H186ZM201 149H203V148H201ZM214 149V148H213ZM212 149V151H215V150H213ZM217 149V148H216ZM220 149H222V148H220ZM231 149L229 150V148H228V150L229 151H231ZM237 149V148H236ZM251 149V148H250ZM157 150V149H156ZM167 150V151H168ZM175 150V149H174ZM173 150V151H174ZM175 150V151H176ZM183 150V149H182ZM189 150V149H188ZM191 149L189 150V151H192ZM196 150V149H195ZM197 150V152H198V154H199V151ZM204 150V149H203ZM207 150V149H206ZM204 151V152H207V151ZM208 150H209V148H208ZM211 150V149H210ZM209 150V151H210ZM224 150V149H223ZM241 150V152H242V150H244V148L243 149H240ZM121 151H123V152H121ZM125 151H129V150H126L125 149ZM165 151V150H164ZM163 151V152H164ZM218 151V150H217ZM220 151V150H219ZM234 151V150H233ZM236 151V150H235ZM110 152V151H109ZM118 152H119V150H118ZM131 152H132V150H131ZM152 152V153H151ZM155 152V151H154ZM161 152V151H160ZM170 152H171V150H170ZM224 152V151H223ZM232 152V151H231ZM230 152V153H231ZM241 152H239V153H241ZM245 152V151H244ZM248 152H250V151H248ZM247 152V153H248ZM116 153V152H115ZM114 153V154H115ZM120 153H121V155H122V153H124V150L122 149V150H120ZM165 153V152H164ZM167 154H169L168 152H166ZM176 153V152H175ZM178 153H180V152H178ZM178 153H176V154H178ZM188 153V152H187ZM192 153H194L193 151H192ZM192 153H191V157L193 156L192 155ZM196 153V152H195ZM200 153H202V152H200ZM208 153H210V152H208ZM214 152H212V154H213ZM220 153V152H219ZM218 153V154H219ZM226 153V152H225ZM228 153V152H227ZM233 153V152H232ZM251 153V152H250ZM250 153H248V155L250 154ZM260 153V154H261ZM111 154V153H110ZM126 154V153H125ZM132 154V153H131ZM174 154V153H173ZM182 154V153H181ZM207 154V153H206ZM216 154V153H215ZM221 154V153H220ZM229 154V153H228ZM234 154V153H233ZM242 154V153H241ZM241 154H239V155H241ZM107 155H109V154H107ZM154 155H156V154H154ZM165 155V154H164ZM163 155V156H164ZM179 155V154H178ZM177 155V156H178ZM183 155H185V153L183 154ZM187 155V154H186ZM185 155V156H186ZM202 155V157H203V155H204V153L203 154H201ZM214 155V154H213ZM212 155V156H213ZM217 155V154H216ZM226 155V154H225ZM231 155V154H230ZM238 155V154H237ZM259 155V154H258ZM263 155H262V157H263ZM112 156H113V153H112ZM111 156V157H112ZM115 156H114V159H115ZM168 156V155H167ZM173 156V155H172ZM184 156V157H185ZM222 156H224V155H222ZM227 156V155H226ZM231 156H235V155H231ZM250 156H251V154H250ZM250 156H248V157H250ZM261 156V155H260ZM107 158H108V156H106ZM111 157H109L110 158V160L112 161V159H111ZM117 157H119L118 159H119V161H118V159H117ZM123 157V156H122ZM125 157V156H124ZM128 157V156H127ZM130 157V156H129ZM162 157V156H161ZM166 157V156H165ZM164 157V158H165ZM171 157V156H170ZM169 157V158H170ZM181 156H179L177 159H179ZM190 157V156H189ZM199 157H200V155H199ZM233 157H232V160H233ZM238 156H236V157H234L235 159L237 158ZM240 157H242V155L240 156ZM244 157V156H243ZM243 157H242V159H243ZM246 157V156H245ZM244 157V158H245ZM107 158H105V159H107ZM109 158H108V161H109ZM126 158V157H125ZM183 158V157H182ZM193 158V157H192ZM191 158V159H192ZM201 158V157H200ZM199 158V159H200ZM204 158V157H203ZM206 158V157H205ZM208 158L209 159H211L209 156H208ZM226 157H224V159H225ZM227 158H229V157H227ZM239 158V157H238ZM247 158V157H246ZM264 158V157H263ZM104 159V160H105ZM123 159V158H122ZM184 159V158H183ZM190 159V158H189ZM188 159V160H189ZM190 159V160H191ZM198 158H197V161L199 160ZM212 159H214V156H213V158ZM229 159H231V158H229ZM241 159V158H240ZM241 159V160H242ZM248 159V158H247ZM247 159H246V161H247ZM251 159V158H250ZM128 160H130V159H128ZM165 160V159H164ZM172 160V159H171ZM174 160V159H173ZM186 160H187V158H186ZM186 160H183V161H185V163H186ZM187 160V161H188ZM189 160V161H190ZM202 160V159H201ZM206 160H208V159H205V161ZM228 160V159H227ZM226 160V161H227ZM107 161V160H106ZM125 161H126V159H125ZM162 161H163V159H162ZM166 161V160H165ZM164 161V162H165ZM176 161V160H175ZM175 161H173V162H175ZM178 161H180V160H178ZM182 161V160H181ZM196 161V162H197ZM202 161H204V159L202 160ZM214 160H212V161H210V162H213ZM220 161V160H219ZM243 161V160H242ZM242 161H239L238 159H237V162H242ZM249 161V160H248ZM254 161L255 160H252L251 162H253L254 163ZM257 161V160H256ZM263 161V160H262ZM113 162V161H112ZM111 162V163H112ZM166 162H168V160L166 161ZM170 162V161H169ZM177 162V161H176ZM193 162H195L194 160H193ZM196 162H195V165H196ZM224 162V161H223ZM229 162V161H228ZM234 162L235 161H233V163H232V165H235L234 164ZM130 163V162H129ZM161 163V162H160ZM180 163V162H179ZM185 163H184V165H185ZM198 163H200L199 161H198ZM209 163V162H208ZM219 163V162H218ZM217 163V164H218ZM221 163V162H220ZM219 163V164H220ZM224 163H226V162H224ZM256 163V162H255ZM125 164H123V165H125ZM162 164H164V163H162ZM172 164V163H171ZM190 164H192V163H190ZM201 164V163H200ZM204 164V163H203ZM202 164V165H203ZM207 164V163H206ZM241 164V163H240ZM243 164V163H242ZM248 164H251V163H248ZM110 165H113V164H110ZM109 165V166H110ZM121 165V164H120ZM161 165V164H160ZM168 165H169V163H168ZM175 165V164H174ZM179 165H182V164H179ZM178 165V166H179ZM214 165V164H213ZM230 165L231 164H229V167H230ZM255 165V164H254ZM253 165V166H254ZM256 165H258V164H256ZM263 165H264V163H263ZM262 164H261V166L263 167H260V163H259V167L260 168H262V169H258L259 170V172L257 173L256 171H257V168H256V174H255V177H249V178H252L250 181H248V182H245V183H243V184H240V185H235L233 188H231V191H229V187H230V184H229V186H227L228 185V182H231L230 180L228 181V179H225L224 177V179L225 180H227L228 182H225V180L223 181V183L221 182L220 184H218L217 182H216V177H215V179L216 180H214V182H216L219 186L218 187H213V189L214 188H216V189H212V188H210V189H212V191H210L209 189H208V191H210L209 193H207L208 194V196L206 195V197L207 198H205V200H203L204 201V204H203V202L201 201V203H199L200 205L198 206H195V205H193V203H196L197 201H196V198H194V201H196V202H194V201H190V203H192V205L193 206H195V207H202L201 209L200 208H198V210H200L199 212H201L203 215H208V217L207 218H209L210 217V214H211V217L212 216H216L217 217V215H219V214H221V217H220V219L219 220H221V222H229L230 221V223L229 224H231V223H233V224H231L232 226H235V236H233V238L231 237V238H227V237H221V238H224V239H221L219 242H216V239H214L215 240V242L214 241H211V240H209V239H205L204 240V243L201 245V247H197V245L196 246H190L191 244L190 243H192V242H188L190 245V248L191 249H189L188 247H187V249L188 250H184L182 247H181V245H180V243H178L179 245V247H181L180 249L182 250H180V252L178 251V253L176 252V253H170V255H164V254H166V253H164V254H161V255H157V257H155L154 256V254L152 255V257L154 256L155 257V260H151L152 259V257H151V255L149 254H146V253H144V255H142V257L140 256V258H139V256H137V258L135 257V251H139L138 249V247H139V245H138V242L136 243L137 244V246L138 247H136V245L135 244H133V242H131L134 246H133V248H132V246H131V248L130 249H126V255H128L127 257H128V261H130V262H132V264H264V166H263ZM170 166V165H169ZM177 166V165H176ZM196 166H198V165H196ZM201 166V165H200ZM206 166V165H205ZM220 166V165H219ZM236 166V165H235ZM247 166V165H246ZM248 166H250V165H248ZM253 166H251V168L253 167ZM114 167H115V169H114ZM121 167V166H120ZM180 167H183L184 168V166L182 165V166H180ZM186 167V166H185ZM187 167H189V165L187 166ZM186 167V168H187ZM216 166H214V167H211V168H215ZM234 167V166H233ZM258 167V168H259ZM202 169H203V167H201ZM206 168V167H205ZM220 168V167H219ZM222 168V167H221ZM254 168V167H253ZM110 169V168H109ZM118 169H119V167H118ZM170 169V170H169ZM174 169V168H173ZM172 169V170H173ZM179 169V168H178ZM188 169V168H187ZM187 169H186V171H187ZM193 169H199V167H195V168H193ZM192 169V170H193ZM207 169V168H206ZM223 169V168H222ZM228 169V168H227ZM235 169V168H234ZM233 169V171H237V170H234ZM114 170V171H113ZM120 170H121V168H120ZM184 170H185V168H184ZM209 170V169H208ZM219 170H221V169H219ZM254 170V169H253ZM179 171V170H178ZM181 171V170H180ZM183 171V170H182ZM185 171V173H187ZM189 172H190V170H188ZM204 171V170H203ZM206 171V170H205ZM210 171V170H209ZM216 171V170H215ZM230 171H232L231 170V168H230ZM239 171V170H238ZM237 171V172H238ZM241 171H242V169H241ZM240 171V172H241ZM245 171V170H244ZM173 172H174V170H173ZM184 172V171H183ZM192 172V171H191ZM202 172V171H201ZM201 172H200V174H201ZM211 172V171H210ZM226 173H227V171H225ZM224 172V173H225ZM228 172H229V169H228ZM243 172V171H242ZM179 173V172H178ZM184 173V174H185ZM193 173H195V172H193ZM193 173H191L192 175H196V174H193ZM196 173H198V172H196ZM205 173V172H204ZM203 173V174H204ZM209 173V172H208ZM212 173H214V172H212ZM221 173V172H220ZM222 173H223V171H222ZM223 173V174H224ZM230 173H232V172H230ZM28 174V175H27ZM183 174V173H182ZM187 174H190V173H187ZM199 174V175H200ZM210 174V173H209ZM209 174H207V176L209 177L210 175ZM217 174V173H216ZM222 174V175H223ZM233 174H234V172H233ZM199 175H197V176H199ZM212 175V174H211ZM218 175H221V174H219L218 173ZM226 175V174H225ZM32 176V177H33ZM48 176H51V178L50 177H48ZM152 176V177H151ZM177 176V177H178ZM188 177L187 178H189V181H190V177H189V175H187ZM205 176H206V174H205ZM212 176H215V174L214 175H212ZM231 176H233V175H231ZM231 176H230V179H231ZM235 176H237V175H235ZM238 176H239V172H238ZM32 177H31V180H32ZM35 177V178H36ZM155 177V178H154ZM195 177V176H194ZM208 177H207V180H208ZM234 177V176H233ZM232 177V178H233ZM2 178H0V180L2 179ZM16 178V179H15ZM35 178H33V179H35ZM36 178V179H37ZM47 178H49V179H47ZM179 178V179H180ZM197 178V177H196ZM195 178V179H196ZM199 178H200V176H199ZM198 178V179H199ZM212 178V177H211ZM219 178V177H218ZM221 178V177H220ZM222 178V179H223ZM228 178V177H227ZM243 178H245V177H243ZM2 179V181H4ZM185 180H187L186 179V177L184 178ZM197 179V180H198ZM205 179V178H204ZM196 180V181H197ZM202 181H203V179H201ZM200 180V181H201ZM220 179H218L217 181H219ZM243 180V179H242ZM246 180H247V178H246ZM2 181L0 182L1 184V186L0 187H3V186H5L6 187V185L7 184H5V185H3L2 184ZM6 181V180H5ZM188 181V180H187ZM187 181H186V183H187ZM221 181V180H220ZM32 182H33V180H32ZM184 182V181H183ZM193 182V181H192ZM191 182V183H192ZM204 182V181H203ZM224 182H225V184H224ZM243 182V181H242ZM4 183V182H3ZM7 183V182H6ZM189 183V182H188ZM202 183V182H201ZM208 183V182H207ZM210 183V182H209ZM226 183H227V185H226ZM193 184V183H192ZM191 184V185H192ZM194 184H195V182H194ZM194 184H193V186H194ZM203 185H204V183H202ZM206 184V183H205ZM3 185V186H2ZM196 185V184H195ZM197 185H198V183H197ZM212 185H214V184H212ZM9 186H11V182H9ZM8 186V187H9ZM14 185H12V187H13ZM184 186H186V185H184ZM187 186H189V185H187ZM193 186H192V188H193ZM206 186H207V184H206ZM210 186V185H209ZM4 187V188H5ZM18 187V186H17ZM16 187V188H17ZM25 187V188H24ZM59 187H60V189L62 190V189H65L66 191H68V193L66 192V193H64V194H66V195H64L63 196V194L61 193V191L60 192H56V191H58L57 190V188L59 189ZM191 187V186H190ZM196 186H194V188H195ZM204 187V186H203ZM9 188H11V187H9ZM14 188H15V186H14ZM56 188V189H55ZM186 188H188V187H185V189ZM208 187H206V189H207ZM1 190H2V188H0ZM5 189H7V188H5ZM31 189V190H30ZM202 189V188H201ZM205 189V191L207 192V190ZM10 190V189H9ZM14 190H16V189H14ZM190 190H191V188H190ZM189 190V191H190ZM195 190V189H194ZM196 190H197V188H196ZM195 190V191H196ZM204 190V189H203ZM13 191V190H12ZM35 191H40L39 192V194H38V196L36 195L38 192H35ZM63 192H64V190H62ZM96 191H102V193H103V195L104 196H109V194H110V192H109V194H108V192L107 191H115V192H117V196L116 197H112V198H105V199H108V201L107 200H104V203H105V201H106V203L105 204H102L103 203V201H102V203H99L102 207H96V206H94V205H96V204H94L93 205V203H92V206H94V207H90L89 209H88V211H86V212H83V214L84 213H86V215H84V217L86 218V219H84V220H86V221H84L83 223H86V224H84L85 226L83 227L82 225L83 224H81V226H80V224H79V230H80V232H77V231H74V229L72 228V225L73 224H71V222L69 223V222H67L66 220H65V216H67V215H65V214H70V212L72 211L73 212V210L75 211L77 208H79L78 207V205H80V204H78V202H80V201H82V200H84L85 199V196L87 195L88 197H91V196H89V195H91L90 193H94V192H96ZM193 191V190H192ZM194 191V192H195ZM0 192H2V191H0ZM57 194L58 193V196H60V197H58L57 198V195H55V193ZM112 192H111V194L110 195H112ZM198 192V190L196 191V193ZM203 192V191H202ZM206 192H203L204 194L206 193ZM3 193V192H2ZM6 193H7V191H6ZM5 193V195H7ZM8 193H9V191H8ZM10 193H11V195H12V192L10 191ZM54 193V194H53ZM60 193V194H59ZM102 193H100L99 192V194H102ZM193 193V192H192ZM199 193H201V192H199ZM4 194V193H3ZM2 194V195H3ZM23 194V195H22ZM48 194H50L51 195V197H50V195H48ZM95 194H97V193H94V195ZM55 195V197L57 198H53V196ZM116 195V194H115ZM193 195H195V194H193ZM198 195V194H197ZM200 195V194H199ZM35 196H37V197H35ZM86 196V197H87ZM93 196V195H92ZM114 196V195H113ZM205 196V195H204ZM11 197H14V195L13 196H11ZM63 197H64V199L66 200L65 202V204L63 205V204H61L62 202H64V200H62V202L60 201V199L59 198H61V199H63ZM82 197V198H81ZM83 197H84V199H83ZM87 197V198H88ZM97 197V196H96ZM183 197V196H182ZM185 197V196H184ZM197 197V196H196ZM202 197V196H201ZM3 198V197H2ZM6 198H7V196H6ZM19 198V199H18ZM78 198H80V199H78ZM99 198V197H98ZM97 198V199H98ZM188 198V197H187ZM8 199V198H7ZM10 199V198H9ZM8 199V200H9ZM14 199V198H13ZM54 199V200H53ZM56 199V200H55ZM59 199V200H58ZM90 198H88V200H89ZM93 198H91V201L90 202H94V200L96 199L95 197H94V200H92ZM101 199V198H100ZM100 199H99V201H100ZM103 199V198H102ZM191 199V198H190ZM201 199V198H200ZM6 200V199H5ZM41 200V201H40ZM68 200V201H67ZM80 200V201H79ZM87 200V202H89ZM185 200V199H184ZM187 200V199H186ZM198 200V199H197ZM202 200V199H201ZM0 201H1V197H0ZM15 201V200H14ZM16 201V202H17ZM84 201H86V200H84ZM83 201V202H84ZM179 201V200H178ZM177 201V202H178ZM12 202V201H11ZM11 202H8V203H11ZM35 202H37V203H35ZM98 202V201H97ZM180 202H182V201H180ZM0 203H2V201L0 202ZM8 203H6V204H8ZM35 203V204H34ZM96 203V202H95ZM155 203H157V204H155ZM4 204H5V202H4ZM5 204V205H6ZM13 204V203H12ZM67 204V205H66ZM84 204V203H83ZM98 204V203H97ZM183 204V203H182ZM185 204V203H184ZM184 204H183V206H184ZM187 204H188V206L187 207H189V206H192V205H189V202H187ZM11 204H8V206H10ZM17 205H18V202H17ZM63 205V206H62ZM66 205V206H65ZM85 205V204H84ZM88 205H90V203L88 204ZM145 205H144V207H145ZM166 205L164 206L165 208H166ZM168 205V206H169ZM203 205V206H202ZM18 207V209L20 208L21 209V207ZM33 206H35V207H33ZM53 206H55V207H53ZM83 206V205H82ZM156 206H154V207H156ZM174 206V205H173ZM1 207H2V204H1ZM0 207V208H1ZM7 207V206H6ZM13 207V206H12ZM12 207H10L11 209L10 210H13L12 209ZM15 207V206H14ZM84 208V211H85V206H83ZM96 207V208H95ZM143 207V206H142ZM142 207H141V209H142ZM151 207H149L150 209H146V211L147 212H144V213H148L150 216H151V214H150V212H153V213H156V212H154V209L153 210H151L152 208ZM171 207V206H170ZM175 207V206H174ZM177 207V206H176ZM81 208V207H80ZM88 208V207H87ZM138 208H140V205H138ZM138 208H136V209H138ZM157 210H159L160 208H161V206H160V208H159V205L157 206ZM165 208H161L162 210H164ZM173 208V207H172ZM171 208V209H172ZM193 209H195V210H197V208H194V207H192ZM191 208V209H192ZM9 209V208H8ZM15 209V208H14ZM32 209H34V210H32ZM160 209V210H161ZM171 209L169 210L168 208H167V211H170L171 213H172V211H171ZM174 209V208H173ZM222 209V210H221ZM81 210V209H80ZM87 210V209H86ZM151 210V211H150ZM156 209H155V211H157ZM160 210H159V212H160ZM183 210H185L184 208H183ZM183 210H181L182 212H183ZM6 211H7V208H6ZM17 211V210H16ZM21 211V210H20ZM68 211V213H66ZM77 211V210H76ZM138 211H141V210H138ZM143 211V210H142ZM148 211H150V212H148ZM165 211V210H164ZM166 211V212H167ZM175 213H176V211L175 210H173ZM186 211H189L188 210V208H187V210ZM190 211H192V210H190ZM13 212V211H12ZM29 212V213H28ZM78 212H79V210H78ZM179 212V211H178ZM196 212V211H195ZM193 213L194 215L198 212H196V213ZM199 212H198V214H199ZM74 213V212H73ZM79 213H81V212H79ZM78 213V214H79ZM185 213H187V212H185ZM200 213V214H201ZM216 213V215H213V214H215ZM72 214V213H71ZM77 214V215H78ZM142 214V213H141ZM159 214V213H158ZM156 215V216H159V215ZM164 214V213H163ZM167 214V213H166ZM165 214V215H166ZM177 214V213H176ZM182 214V213H181ZM201 214V215H202ZM9 215V216H8ZM137 215V214H136ZM142 215H144V214H142ZM154 215V214H153ZM154 215V216H155ZM162 215V214H161ZM174 215V214H173ZM184 216H186L187 215V217H188V215L189 214H183ZM191 215V214H190ZM194 215H193V217H194ZM197 215V214H196ZM12 217V219H11V217ZM75 216H76V214H75ZM139 216H141V215H139ZM145 216H147V214L145 215ZM150 216H148V217H150ZM199 216V215H198ZM220 216V215H219ZM78 217V216H77ZM83 217V218H84ZM136 217V216H135ZM137 217H138V215H137ZM153 217V216H152ZM167 217H169V214H168V216ZM178 217V216H177ZM181 217V216H180ZM201 217V216H200ZM216 217H214V218H209L210 219V221H212L211 219H215L216 220ZM19 220V222L21 221V227H22V224L24 223V228H19L20 230H17L16 228V231H14L15 229L12 227V223L13 222H15L14 220H17V219ZM71 218V217H70ZM144 218V217H143ZM147 218V217H146ZM154 218V217H153ZM153 218H150V219H153ZM156 218V217H155ZM164 218V217H163ZM166 218V217H165ZM171 218H173L172 216H171ZM184 218V217H183ZM182 218V219H183ZM189 219L190 218H192V216L190 217H188ZM202 218V217H201ZM219 218V217H218ZM14 219V220H13ZM81 219V218H80ZM139 219H141L142 220V217H140ZM157 219V218H156ZM162 219V218H161ZM160 219V220H161ZM179 219V218H178ZM194 219V218H193ZM203 219H206V218H203ZM203 219H201L202 221H203ZM72 220V219H71ZM71 220H69V221H71ZM75 220H76V218H75ZM78 220V219H77ZM76 220V221H77ZM143 220H145V219H143ZM142 220V221H143ZM154 220V219H153ZM159 220V219H158ZM157 220V221H158ZM165 220V219H164ZM172 220V219H171ZM170 220V221H171ZM184 220V219H183ZM196 220H197V218H196ZM196 220H194L195 222H196ZM198 220H200V218L198 219ZM208 219H206V220H204V222H206ZM219 220H216V223H217V221H219ZM134 221V223H132ZM137 221V220H136ZM140 221V220H139ZM138 221V222H139ZM149 221V220H148ZM152 221V220H151ZM166 222H168L167 220H165ZM177 221V220H176ZM175 221V222H176ZM185 221V220H184ZM189 220H187V221H185V222H188ZM193 221V220H192ZM191 221V222H192ZM193 221V222H194ZM202 221H201V223H202ZM209 220L207 221V225L209 224L210 225V227H211V222H210ZM75 222V221H74ZM146 222V221H145ZM155 222V221H154ZM162 222V221H161ZM174 222V221H173ZM181 221H179V223H180ZM185 222H184V224H185ZM195 222L193 223V224H195ZM200 222V221H199ZM210 222V223H209ZM213 222V221H212ZM215 222V221H214ZM220 222V221H219ZM223 222V223H224ZM76 223V222H75ZM80 223H82V221L80 222ZM130 223H131V225H130ZM140 223V222H139ZM157 223H159L160 224V222H157ZM183 223V222H182ZM189 223H190V221H189ZM198 223V222H197ZM216 223H214V224H216ZM222 223V224H223ZM17 224H18V222L16 223V224H14L13 223V225H15L14 227H18L17 226ZM32 225L33 226V228L34 229H36V232L34 231V229L32 228V230H33V232H35V235H34V233L32 234V235H34V237L32 236V237H28L29 235H28V233L26 234V232L25 231H28L29 229H31V228H27V226L26 225ZM145 224V223H144ZM149 224H152V222H150ZM155 224V226H156V223H154ZM161 224H163V223H161ZM170 224H173V223H171L170 222ZM182 225L183 227H185V225ZM191 224V223H190ZM200 224V223H199ZM198 224V225H199ZM205 223H203V225H204ZM140 225V224H139ZM153 225V224H152ZM152 225H150L151 227H153ZM164 225V224H163ZM176 224H174V226H175ZM177 225H179V224H177ZM181 225V224H180ZM192 225V224H191ZM207 225H204V226H207ZM209 225H208V227H209ZM213 225V224H212ZM226 225H228V224H226ZM162 226V225H161ZM165 226V225H164ZM168 226V225H167ZM182 226H179V227H181L182 228ZM197 226V225H196ZM203 226V228L205 229V227ZM216 226V225H215ZM223 226H225V225H223ZM77 227H78V225H77ZM81 227L82 228H84V232H83V234H82V231H81ZM157 227H159L158 225H157ZM188 227H191L190 225L188 226ZM188 227H185V231H187L186 232V234H191V232H192V227H191V229H189L191 232H188V230H186ZM200 227V226H199ZM207 227V229L206 230H203V229H201V231H200V235H202V234H208L209 232V230H211V228H213V227H211V228H208ZM163 228H165V227H163ZM166 228H169V226L168 227H166ZM170 228H172V227H170ZM169 228V229H170ZM175 228H177V227H175ZM194 228H196V227H194ZM198 228V227H197ZM196 228V229H197ZM14 229V230H13ZM133 229V228H132ZM135 229V228H134ZM140 229V228H139ZM183 229V228H182ZM209 229V230H208ZM31 230V231H32ZM76 230V229H75ZM78 230V229H77ZM136 230V229H135ZM157 230V229H156ZM160 230H162V232H163V229L161 228ZM184 230V229H183ZM5 231V232H4ZM151 231V230H150ZM154 231V230H153ZM170 231V230H169ZM172 231H173V229H172ZM175 231H176V229H175ZM182 231V230H181ZM193 231H194V229H193ZM197 231V230H196ZM199 231V230H198ZM25 232V233H24ZM29 232V231H28ZM161 232V231H160ZM164 232H165V230H164ZM180 232V231H179ZM211 232V231H210ZM10 233V232H9ZM30 233V232H29ZM124 233V232H123ZM127 233H126V236H127ZM131 233V232H130ZM154 233V232H153ZM157 233V232H156ZM155 233V234H156ZM168 233V232H167ZM172 233V232H171ZM175 233V232H174ZM177 233V232H176ZM185 232H183L182 234H184ZM198 233V232H197ZM196 233V234H197ZM212 233V232H211ZM1 234V233H0ZM28 235V236H26V235ZM81 234H82V236H85V240H86V243L84 242L83 244L82 243H80L79 241H77L76 239L77 238H80V240L81 239H83V237L81 236ZM85 234V235H84ZM119 234V235H118ZM139 234V233H138ZM160 234V233H159ZM158 234V235H159ZM185 234V235H186ZM189 234V235H190ZM195 234V236H197ZM206 234V235H207ZM213 234V233H212ZM80 235V236H79ZM121 235H124V234H121ZM130 235V234H129ZM128 235V236H129ZM131 235H133V233L131 234ZM140 235V234H139ZM158 235H157V237H158ZM171 235V234H170ZM172 235H173V233H172ZM179 235V234H178ZM184 235V236H185ZM194 235V234H193ZM193 235H191V236H193ZM209 236H211L210 234H208ZM224 235V233L221 235V236H223ZM4 236V235H3ZM30 236H31V234H30ZM126 236H124L125 237V239L127 238ZM156 236V235H155ZM161 236H164L165 237V234L164 235H161ZM169 236V235H168ZM177 236V235H176ZM180 236V235H179ZM184 236H183V238H184ZM188 236V235H187ZM186 236V237H187ZM195 236H193L192 238H194ZM198 236H199V234H198ZM213 236V235H212ZM120 237V236H119ZM154 237V236H153ZM190 237V236H189ZM199 237H202L203 238V236H199ZM11 238V237H10ZM71 239V240H76L75 242L77 243V242H79L81 245H80V247L78 246L79 244H75V243H73V244H75V245H70V248L68 249V248H64V246H65V244H66V242L68 241L67 239ZM174 238H175V236H174ZM179 238V237H178ZM205 238V237H204ZM206 238H208V237H206ZM210 238V237H209ZM214 238H215V236H214ZM216 238H218V240L220 239V237L218 236H216ZM159 239V238H158ZM166 239V238H165ZM180 239H181V237H180ZM195 239V238H194ZM194 239H192V241H194ZM211 239H213V238H211ZM71 240H69V241H71ZM115 240V239H114ZM113 240V241H114ZM117 240V239H116ZM119 240V239H118ZM121 240V239H120ZM127 240V239H126ZM160 240V239H159ZM170 240H172V238H170ZM169 240V241H170ZM179 240V239H178ZM185 240V239H184ZM190 240V239H189ZM69 241H68V244H69ZM84 240H82V242H83ZM105 241H107V240H105ZM122 241V240H121ZM130 241V240H129ZM195 241H196V239H195ZM198 241V240H197ZM196 241V242H197ZM201 241V240H200ZM199 241V242H200ZM74 242V241H73ZM104 242V241H103ZM111 242H112V240H111ZM110 242V243H111ZM170 242H173V241H170ZM176 242V241H175ZM182 242V241H181ZM185 242H187V241H185ZM184 242V243H185ZM196 242H194V244L196 243ZM106 243V242H105ZM104 243V244H105ZM109 243V242H108ZM120 243V242H119ZM134 243H135V241H134ZM177 243V242H176ZM201 243V242H200ZM3 244V245H2ZM103 244V243H102ZM107 244V243H106ZM186 244V243H185ZM184 244V245H185ZM197 244V243H196ZM2 245V246H1ZM87 245H86V247H87ZM109 245H111V244H109ZM115 245H116V243H115ZM174 245V244H173ZM177 245V244H176ZM183 245V246H184ZM11 246V247H10ZM101 246H103V245H101ZM112 246V245H111ZM66 247V246H65ZM69 247V246H68ZM100 247V246H99ZM98 247V248H99ZM2 248H0V250H2ZM103 248V247H102ZM113 248V247H112ZM138 248V249H137ZM140 248H141V246H140ZM174 248H176V246L174 247ZM178 248V247H177ZM83 249H84V246H83ZM86 249H88V247L86 248ZM90 249H88V250H90ZM99 249H101V248H99ZM98 249V250H99ZM137 249V250H136ZM179 249V248H178ZM6 250H9V252H8V254H7V252H6ZM61 250H63L64 252H61ZM80 250V249H79ZM87 250V251H88ZM93 250V251H94ZM142 250V249H141ZM140 250V251H141ZM177 250V249H176ZM91 251V250H90ZM89 251V252H90ZM92 251V252H93ZM175 251V250H174ZM59 252H61V253H59ZM84 252V251H83ZM91 252V253H92ZM95 252V251H94ZM93 252V253H94ZM100 252V251H99ZM99 252L97 251V253L99 254ZM173 252V251H172ZM9 253H11V254H9ZM68 253V254H67ZM75 253V254H74ZM88 253V252H87ZM103 253V252H102ZM163 253V252H162ZM89 254V253H88ZM167 254H168V252H167ZM36 255H39V256H36ZM41 255V256H40ZM47 255V256H48ZM73 255H75V256H73ZM122 255V254H121ZM45 256V257H44ZM67 256H69L68 258H67ZM85 256L87 257L88 255H86L85 254ZM91 256V255H90ZM94 256L95 257H97L95 254H94ZM81 257V256H80ZM89 257V256H88ZM87 257V258H88ZM92 257V256H91ZM95 257H93V259L95 258ZM127 257H125V258H127ZM98 258H99V255H98ZM95 258L96 260H97V262L98 261H100L99 259H101V258ZM139 258V259H138ZM34 259V260H33ZM41 259V262L42 261H44V262H46V261H48V260H46V258H45V260H42ZM81 259V258H80ZM80 259H78V260H80ZM85 259V261L87 260V262H90V260H88V259H86V258H84ZM124 259V258H123ZM154 259V258H153ZM29 260H31V261H29ZM82 260V259H81ZM96 260H95V262H94V264L96 263ZM22 261V262H21ZM38 261H40V260H38ZM51 261L50 262H48V263H51ZM84 261V263H86ZM92 261H94V260H92ZM105 260H103V262H104ZM124 261V260H123ZM126 261V260H125ZM37 262V261H36ZM69 262V261H68ZM71 262H73L72 260L68 263V264H70ZM75 262V261H74ZM83 262V260L80 262V263H82ZM13 263H11V264H13ZM20 263H18V264H20ZM24 263H27V262H24ZM27 263V264H28ZM91 264H93L92 262H90ZM23 264V263H22ZM40 264V263H39ZM45 264V263H44ZM52 264V263H51ZM67 264V263H66ZM88 264V263H87ZM97 264V263H96ZM98 264H101V262L100 263H98ZM103 264V263H102ZM126 264V263H125Z\"/></svg>",
	"mask_w": 264,
	"mask_h": 264
},
{
	"label": "rangeland",
	"instance_id": "rangeland-1",
	"mask_svg": "<svg viewBox=\"0 0 264 264\" xmlns=\"http://www.w3.org/2000/svg\"><path fill=\"white\" fill-rule=\"evenodd\" d=\"M36 1V2H35ZM38 1V2H37ZM44 1V0H43ZM43 1L42 0H0V46H2V45H9V44H11L9 47H10V49L8 48V46L7 47H5V49H3L4 48V46L3 47H0V51H1V53H0V57L1 56H3V57H1L2 59L0 60V83H1V78H2V82L4 83V81H5V79H6V81L5 82H7V81H9L8 80V77L10 76L11 77V75H9V74H12V76H13V74H17L16 72L17 71H15V70H17L16 69V67L18 66L17 64H15L14 62H12V61H10V59L9 58H6V59H3V58H5L6 57V55H5V53L7 52V53H12V55H14V54H16L17 52V54H20V55H23V56H28V55H26V54H29V51H26L25 53V55L23 54V47L26 45L25 43H24V41H25V39L27 40L28 39V42L29 41H32V43L34 44V45H37V43L39 44V45H41L42 43H44V41H45V39H47V38H52L53 40H54V38H55V35H56V30L54 29L53 30V28H55V26L53 25V27H52V23L51 22H54L53 20L54 19H52L53 18V16H54V14H57L58 13V11H59V8H57V6L59 5L58 3H60V8L62 9V7H61V5H62V3L61 2H63L62 0H61V2H59L58 0H56V2H58V3H56L55 2V0H52V1H44V3H45V5H44V3H43ZM54 1V2H53ZM66 2H67V0H65ZM65 1H64V3H65ZM71 1V0H70ZM73 1V0H72ZM75 1H77V2H75L76 3V5H81V3L82 2H84V3H87L86 4V8L88 7L87 5H88V2L90 1V0H75ZM86 1V2H85ZM88 1V2H87ZM92 1V0H91ZM90 1V4L89 5H91V2ZM119 1H120V5H117L118 3H119ZM113 0V2H111V3H113L112 5L110 4V6H111V8L113 7L114 8V10L115 11H117V12H115V18L114 17H111L110 18V20L108 21L109 23H107V27L105 28L104 27V30H101L102 31V33H106L107 34V36L105 35V34H102L101 33V36L102 35H104V36H102V37H100V39L102 40V43L103 44H106V48L109 46L110 47V43H112V42H110L111 40L113 41V38H114V36H116L115 34H118L119 35V37L121 36V33H123L124 34V37H126V36H128L129 37V35H130V37L131 36H136V35H140L141 33H146V31L148 32L147 34H149L150 35V39L147 41V42H145L146 44H143V43H140L141 45L139 46V45H137V48L135 47L134 48V50L136 51H134L133 49L130 51H128V52H135V53H128L129 54V57L128 58H126V56H124V58L122 57V60L123 61H126V62H123V61H121V59H119L120 60V62L122 63V66H121V71H122V73H120L121 71H120V67L118 68L117 66H116V68L114 67V69L110 66V64H108L109 62L108 61H106L107 63V65L105 64V66H106V68H107V70H106V68H105V70L106 71H104L105 73V75H104V77L107 75V73H109L108 75H107V77L106 78H102V79H99V81L101 80V84H100V86L99 87H101L102 86V84H103V88H101V90H100V93L102 94L101 95V100H100V102H99V104H98V106L100 105V106H102V108L101 107H98L104 114H106V116L108 117V118H110V124L111 125H113V126H111V127H109V128H111V129H109V130H112L113 132H111V134L113 133V136H111V134H110V131H109V134L110 135H108L109 136V138H108V140H107V142H105L103 145V148H102V153L100 152V155H99V157L100 158H102V157H104L103 155H104V153H105V157L104 158H102V159H100L99 160V162H97L98 164H100V162H101V164L105 161V163H103L102 165H104V164H113V165H108L107 166V168H108V170L110 171H112V167L111 166H115V164H117V163H119V162H121V163H119L118 165V167H119V169H118V167H116V169L118 170V172L119 171H122V169H124V168H126V167H124V166H126V164H125V162L126 163H128V165L129 164H131L132 162H131V158L133 157L134 158V156L136 155V153L138 152V151H136L135 153L133 152V150H151L152 152H153V154H152V160L154 159H156V158H158L157 157V153L156 152H158V153H160L158 156H159V158L160 159H156V161H154L156 164L158 163L159 164V166H164V168L166 167L165 165H167L168 167L167 168H169L170 167V171H172V173H174V175L176 176V178H177V180H180L181 181V178H183V181H181V182H179L178 183V186L180 187V185L181 186H183L182 188L180 187L179 189H178V192L182 189V190H186V193H187V189H188V193L187 194H185V192H183L182 190L180 191V192H182V194H185V195H179L178 197H179V201L177 202H174V203H176V205L175 204H173L172 203V205L170 204H168V205H166V204H163L164 206L166 205V208L161 204V203H159V204H157V203H155V204H157V206L159 205V208H160V206H161V208L163 207V208H165L164 210H162L161 208V210H160V212H159V210H157L158 208H157V206L156 205H153L152 204V207H151V205L149 206V207H151L152 209L151 210H153L154 209V212H156V213H153V212H150V211H148V212H150V214H151V216L148 214V213H144V212H147L146 211V209L148 208V209H150L149 207H147L148 205H145V204H138V205H140V208H138V205H137V207L136 208H138V209H136L135 208V210H133V212H135L134 213V215L136 216H134V218H136V219H134V221H135V223H134V221L132 222V223H134L135 224V226H133V225H131V223H130V230L131 231H129V233H127V231H126V233H127V236H126V233H125V231H123L122 233L120 232L118 235L120 236H116V237H114L113 239H111L112 240V242H111V240L110 239H108L107 237L106 238H103L104 240V242L101 240L99 243H100V247L99 248H101V249H99L98 247H97V249H90L91 247L89 246V245H87V243H86V240H85V236H82V234H83V232H84V228H82L81 227V231H82V234H81V236L83 237V239H81L80 240V238H77L76 240L77 241H79L80 243H86V245H87V247H88V249H90V250H88V249H86L87 247H86V245H82V247H80V243L79 242H75L76 240H71V239H67L68 241L69 240H71V241H69V244H68V241L66 242V244H65V246H64V248H70V245L72 246V245H75V244H79L78 246L80 247L79 249L77 248V249H75V252H77L75 255H73V256H75L76 258L75 259H71V258H74V257H71V258H68L69 256H67V258L68 259H70V260H67L66 259V256L64 257V255H66V253L64 254L63 253V258H62V255H61V257H60V261L59 262H61L62 260L61 259H63L64 260V258H65V261H62L60 264H68L71 260L73 261V262H71L70 264H91L90 262H92L93 264H94V262H95V258H98V255H99V258H101V259H99L100 261H98L97 262V260H96V263L98 264V263H100L101 262V264L103 263V264H132V262H130V261H128V255H126L125 253V251H126V249H130L131 248V246H132V248H133V244H135L136 245V247H138L137 246V242H138V245H139V251H135V257L137 258V256H139V258H140V256L142 257V255H144V253H146V254H150L151 255V257H152V255L154 254V256L155 257H157V255L159 254V255H161V254H164V253H166V254H164V255H170V253H178V251L180 252V250L183 248L184 250L186 249V250H188L187 249V247L190 245L191 247L192 246H196L197 245V247L199 246V247H201V245L204 243V240L206 239H209V240H211V241H214L215 242V240L214 239H216V242H219L221 239H224L225 237H227V238H233V236H235V226H232L231 224H233V223H231V224H229L230 223V221L229 222H221V220H219L220 219V217H221V214H219V215H217V217L216 216H212L211 217V214H210V217L209 218H214V217H216V220H219V221H217V223H216V220L215 219H211L212 221H210V219L209 218H207L208 217V215L206 216V215H203L201 212H199L200 210H198V208H202L201 206L200 207H195V206H199L200 204L199 203H201V201L203 202V204H204V201L203 200H205V198H207L206 197V195L208 196V194L207 193H209L210 191H212V189H213V187H218L219 185L218 184H220L221 182L223 183V181L225 180V179H228V181L230 180H232L231 182H228L227 180H225V182H228V185H227V183H226V185L227 186H229V184H230V189H229V191H231V188H233L235 185H240V184H243V183H245V182H248V181H250L252 178H249V177H255V174H256V172L258 173L259 172V170L260 169H262L263 167L261 166V164L263 165V163H264V155L258 150H256L255 151V147L256 148H258V147H260L261 148V146L264 144L263 142H264V41H261V42H259L260 44H258L257 42L258 41H260L259 40V37H260V39H264L263 38V34H264V16H263V14H264V1L263 0H256L257 1V3L254 1V0H242V2H241V0H240V3L242 4H238V6H236L235 5V3H233L232 5H230L231 4V0L229 1V0H215L216 1V3L215 2H213L214 4H212V2L210 1V3L213 5H210V3L208 4H204L203 2H202V0H198L199 2H202V3H199L197 0H196V5H195V0H191V2L188 0V2H187V0L185 1V0H173L174 1V4L172 3V1L170 0H161V1H159V0H153L152 2H151V0H148V2H147V0H144V2H143V0H140V1H138V0H135L134 2L135 3H133L134 5H131V4H129V6H126L127 8L125 9L124 7H122L123 6V3L121 2V0ZM146 1V2H145ZM159 1V2H158ZM176 1V2H175ZM178 1V2H177ZM186 2V4H185V2ZM219 1H221V4L219 3ZM225 1H227V2H225ZM250 1H251V3H250ZM254 1V2H253ZM262 1V2H261ZM35 2V3H34ZM40 2V3H39ZM48 4H47V3ZM55 4H57V5H54L53 3ZM74 2V1H73ZM80 4H79V3ZM116 2V5L117 6H115L114 5V3ZM123 2H125V1H123ZM137 2V3H136ZM156 2H158L157 4H158V6L155 4ZM161 2H162V4H161ZM172 3V5H171V3ZM190 2V3H189ZM193 2H194V4H193ZM223 2H225V3H223ZM229 2H230V4H229ZM51 5H53V6H51ZM78 3V4H77ZM83 3V4H84ZM121 3H122V5H121ZM146 3H147V5H150V6H147L146 5ZM149 3V4H148ZM163 3H165L164 5H163ZM168 3V4H167ZM187 3H188V5H187ZM222 3H223V5H222ZM246 3V4H245ZM263 3V4H262ZM33 4V5H32ZM46 4H47V6H46ZM82 4V5H83ZM143 4H144V6H143ZM162 5L161 7H159L160 5ZM170 4V5H169ZM178 4H183V6L181 7L180 5H178ZM189 4H190V8H189ZM191 4H193V5H191ZM201 6H200V5ZM204 4V5H203ZM217 4V5H216ZM218 4H220L219 6H218ZM249 4V5H248ZM259 4H261V5H259ZM39 5V6H38ZM49 5V6H48ZM114 5V6H113ZM141 5L142 6V9L143 10H141V9H139V6ZM167 5V6H166ZM175 5H177V6H175ZM185 5V6H184ZM197 5H199V7L197 6ZM206 5V6H205ZM210 5V6H209ZM216 5V6H215ZM226 7H225V6ZM240 5V6H239ZM255 5V6H254ZM257 5V6H256ZM23 6V7H22ZM35 6V7H34ZM38 6V7H37ZM41 6V7H40ZM42 6H43V8H42ZM51 6V7H50ZM58 9V11H57V13H55V11H54V8L55 7ZM58 6V7H59ZM83 6H85V5H83ZM120 6V7H119ZM140 6V7H141ZM157 6V7H156ZM166 6V7H165ZM171 6V7H170ZM174 6V7H173ZM188 6V7H187ZM193 6V7H192ZM209 6V7H208ZM223 6V7H222ZM231 8H230V7ZM244 6V7H243ZM252 6V7H251ZM20 7H22V9L20 10ZM45 7H47V9L49 10V9H51L52 7V11H48V10H46V8ZM77 7H79V6H77ZM81 7V6H80ZM79 7V8H80ZM123 8V9H120V8ZM133 7V8H132ZM135 7H137L138 8V11H137V8H135ZM158 7H159V9H158ZM168 7H169V10L170 11H168L167 9H168ZM183 7H186V8H184L183 9V14H182V12H181V8H183ZM197 7V8H196ZM202 7V8H201ZM203 7H204V9H203ZM215 7V11H214V9H212V8H214ZM218 7V8H217ZM222 7V8H221ZM232 7H233V9H232ZM237 7H238V9H237ZM239 7H242V9L241 8H239ZM255 7V8H254ZM35 8H37L38 10H39V12H38V10H36ZM40 8V9H39ZM56 8H55V10H56ZM78 8V10L79 11H83L82 9H79ZM112 8V9H113ZM135 8V9H134ZM145 8V9H144ZM147 8H148V10H149V12L150 11H153V12H151L152 14L150 15V13L147 11ZM151 8V9H150ZM161 8V9H160ZM162 8L164 9V11L162 10ZM171 8H173L172 9V11H171ZM177 8V9H176ZM179 8V9H178ZM187 8H189L190 9V11H189V9H188V11H187ZM192 8H194L193 9V11H194V13L192 12ZM212 11V15H211V12H208L209 11V9ZM228 8V9H227ZM250 8H252V9H250ZM118 9H119V11H118ZM130 9V10H129ZM133 11H132V10ZM153 9H155V10H153ZM158 11H157V10ZM174 9H176V10H174ZM196 9L197 10H201V9H203V10H201L200 12L199 11H196ZM223 9V10H222ZM227 9V10H226ZM246 9V10H245ZM46 10V11H45ZM122 10V11H121ZM125 10V11H124ZM137 11L136 13H135V11ZM143 11V12H139V11ZM145 10H146V12H145ZM208 10V11H207ZM217 10V11H216ZM231 10V11H230ZM233 10V11H232ZM236 10H237V12H236ZM241 11V12H239V11ZM242 10H244V11H242ZM249 10V11H248ZM252 10V11H251ZM24 11V12H23ZM33 11V12H32ZM35 11H36V13H35ZM124 11V12H123ZM128 11V12H127ZM159 11L161 12L160 14H159ZM185 11V12H184ZM215 13H214V12ZM228 11H230V12H228V14H227V12ZM245 11H246V13H245ZM259 11L262 13V14H255V13H259ZM50 12H51V14H50ZM86 12V11H85ZM122 12H123V14H122ZM127 12V13H126ZM131 12H132V14H131ZM145 12V13H144ZM164 12V13H163ZM174 12H176L175 14L177 15V14H179L178 16H176V17H178V18H176L177 20H180V19H182V20H184V17H185V20L184 21H181L182 23H183V25H182V23L179 21H177L174 17H175V15H173L174 14ZM187 12V14H184V13H186ZM198 12V13H197ZM222 12V13H221ZM226 12V13H225ZM234 12V13H233ZM242 12H244V13H242ZM249 12H250V14H249ZM21 13H26V14H21ZM31 13V14H30ZM45 13H47V14H45ZM53 13V14H52ZM116 13L118 14V15H116ZM124 13H125V15L126 14H128V15H130V16H132L131 18H127V17H130V16H126V18L128 19H126L125 18V16H124ZM139 14V13H142V14H140L139 15V17L142 19H139V17H137V16H135L136 14ZM147 13V14H146ZM158 15H156V14ZM171 13H173V14H171ZM191 13V14H190ZM209 15H207V14ZM214 13V14H213ZM230 13V14H229ZM240 13L241 14H243V15H240ZM20 14L21 15H26V17L25 16H23L24 17V19L26 18V20H24L22 17H20ZM29 14V15H28ZM48 14H50V15H48ZM133 14H135V15H133ZM144 14V15H143ZM149 14V15H148ZM155 14V15H154ZM166 15V17L165 16H162V15ZM169 15V17L171 16H174V17H172L173 18V20H172V18H170L169 19V17H168V15ZM188 14H190L191 15V17H190V15H188ZM198 14V15H197ZM231 14H233L232 16H230ZM238 15V17H236L237 15ZM52 15V16H51ZM119 15H122L121 17L119 16ZM145 15H147L146 17H145ZM155 16L154 18L153 17H151V16ZM180 15H182V16H180ZM184 15V16H183ZM185 15H187V16H185ZM224 15V16H223ZM236 15V16H235ZM248 15V16H247ZM251 15H253V16H251ZM262 15V16H261ZM32 16V17H31ZM35 16V17H34ZM36 16H37V18H36ZM44 16V17H43ZM119 16V17H118ZM124 16V17H123ZM144 17V18H142V17ZM149 16H150V18H149ZM160 16V17H159ZM162 16V17H161ZM230 16V17H229ZM243 16V17H242ZM251 18H250V17ZM255 16V17H254ZM28 17H29V19H28ZM48 17V18H47ZM50 17H52L51 19H50ZM122 17H123V19L124 20H127V22L126 21H124L123 19H122ZM158 17L160 18V19H158ZM165 17V18H164ZM240 17V18H239ZM254 17V18H253ZM262 17V18H261ZM32 19V24H31V19ZM38 18H40V19H38ZM115 20H114V19ZM119 18V19H118ZM132 18H134V19H132ZM145 18H146V21H145ZM150 20H149V19ZM180 18V19H179ZM186 18H188V19H186ZM190 18H192V19H190ZM195 18H196V20L197 21H195ZM210 18V19H209ZM228 18H230V19H233V20H230V19H228ZM237 18H238V20H237ZM244 20H243V19ZM246 18V19H245ZM249 18H250V20H249ZM37 19L39 20V21H37ZM42 19V20H41ZM45 19V20H44ZM47 19V20H46ZM48 19H50L49 21H48ZM129 19H130V22H129ZM153 19H156V21L154 22L153 21ZM158 19V20H157ZM169 19V20H168ZM194 19V20H193ZM209 19V20H208ZM228 19V20H227ZM22 22H20V21ZM23 20H24V22H25V25H24V22H23ZM116 20H119V21H117L118 22V24H119V22H120V24H122V25H118L117 23H116ZM121 20V21H120ZM131 20H133V21H131ZM137 20H141V22L140 21H137ZM148 20L151 22V24L149 25V23L150 22H148ZM164 21V22H162V21ZM175 20V21H174ZM190 20V21H189ZM224 20L225 21H233V23L235 24H232V22H231V24L230 23H225V25L227 24V27H226V29H225V25H224ZM247 20V21H246ZM263 20V21H262ZM28 21H30V23L28 22ZM36 22L35 24H34V22ZM46 21V22H45ZM134 21H137V22H134ZM142 21H144L145 22V24H144V26H143V23H142ZM152 21L155 23H152ZM167 21H169V22H167ZM176 24V22H178V24H174L173 22ZM236 21V22H235ZM245 23H244V22ZM18 22H20L21 24H19ZM27 22V23H26ZM42 22V23H41ZM50 24H49V23ZM113 22V23H112ZM123 22H125L126 23V26H123L124 24H123ZM134 22V23H133ZM161 22V23H160ZM190 24H189V23ZM206 22V23H205ZM211 22V23H210ZM239 22V23H238ZM28 23H29V25H28ZM40 24V25H38V24ZM44 23H45V25H44ZM46 23H48L47 24V26H46ZM130 23V24H129ZM136 23V24H135ZM142 23V24H141ZM157 23H159L158 25H157ZM165 23V24H164ZM167 23V24H166ZM168 23H169V25L170 26H168ZM180 23V24H179ZM196 23V24H195ZM209 23H210V25H209ZM242 23V24H241ZM23 24V25H22ZM30 24L32 25V28L30 27ZM37 24V26H35ZM54 24V23H53ZM112 26H111V25ZM128 24H129V26H128ZM174 24V25H173ZM187 24V25H186ZM197 24H198V26H197ZM205 24V25H204ZM19 25H21V26H23V27H25V28H19L18 29V27H21V26H19ZM28 25V26H27ZM115 25V26H114ZM117 25H118V27H117ZM136 25L138 26V27H136ZM149 25V27H147V26ZM154 25V26H153ZM160 25V26H159ZM162 25V26H161ZM163 25H167V26H163ZM181 26V27H179V26ZM186 27H185V26ZM206 25H208V26H206ZM220 25H222V26H220ZM230 25V26H229ZM109 26V27H108ZM119 26H121V27H119ZM131 26H135L134 28L133 27H131ZM159 26V27H158ZM176 26H177V28L178 29H180V28H182V31H176L175 29H177L176 28ZM197 26V27H196ZM202 26H203V28H202ZM210 26V28L209 29H207V31L204 33V30L207 28V27H209ZM235 26V27H234ZM237 26V27H236ZM241 26V27H240ZM243 26V27H242ZM17 27V28H16ZM26 27H28V28H30L31 30H32V32H31V30L30 29H28V28H26ZM41 27V28H40ZM50 27H51V29H50ZM113 27H115V28H113ZM123 27L125 28V29H123ZM151 27H153L152 29H153V32H152V29H151ZM162 27V28H161ZM164 27H165V29H164ZM172 27V29L174 30L173 32L171 31V30H168V29H170ZM175 27V28H174ZM194 29H193V28ZM107 28H108V31H107ZM113 28V29H112ZM117 28H119V29H117ZM138 28V29H137ZM143 28H145L144 30H142ZM146 28H147V30H146ZM155 28V29H154ZM158 28V30H156ZM160 28V29H159ZM186 28V29H185ZM192 28V29H191ZM205 28V29H204ZM214 28V29H213ZM219 28V29H218ZM221 28V29H220ZM237 28V29H236ZM242 28V29H241ZM263 28V29H262ZM22 29H24L23 31H22ZM26 29V30H25ZM109 29H112L111 31H112V33H113V35H111L112 33H111V31H109ZM117 29V30H116ZM128 29V30H127ZM135 29H136V31H135ZM184 29V30H183ZM190 29V30H189ZM203 29V30H202ZM211 29V30H210ZM223 29V30H222ZM230 29V30H229ZM251 29V30H250ZM38 30H39V32H38ZM119 30H120V32H119ZM125 30V31H124ZM131 30H133V31H135V32H133V31H131ZM146 30V31H145ZM163 30H165V32L163 31ZM166 30L169 32H166ZM188 30V31H187ZM221 30V31H220ZM237 32H236V31ZM246 30V31H245ZM248 30H250V32L248 31ZM252 30H254V31H252ZM24 31H25V34H24ZM27 31H30L29 33L27 32ZM73 31V30H72ZM74 31H76V30H74ZM100 31V32H101ZM107 31V32H106ZM118 32V33H115V32ZM127 31V32H126ZM131 31V32H130ZM138 31H141L140 33L138 32ZM143 31V32H142ZM159 31V32H158ZM160 31H162V32H160ZM171 31V32H170ZM208 31H210L209 33V36H207V38L206 37H204V36H206L205 34H207L208 35ZM212 31H213V33H212ZM234 31V32H233ZM239 31H241V32H239ZM252 31V32H251ZM20 32V33H19ZM27 32V33H26ZM81 32V33H80ZM85 32H86V34H85ZM85 32H84V30H77V32H72L73 34L72 35H74L72 38H74L75 37V39H73V40H75L74 42L77 44L79 41H82V46H84L83 45V42H85L84 44H86V41L89 43L90 41H91V43H93L94 42V40L96 39V38H93V37H95V36H93V37H90L91 36V34H89L87 31H86V29H85ZM108 32H110L111 34H109ZM130 34H129V33ZM158 32V33H157ZM164 32V33H163ZM181 32V33H180ZM183 32H184V34H183ZM188 32V33H187ZM219 32V33H218ZM232 32V33H231ZM244 32V33H243ZM45 33V34H44ZM75 33V34H74ZM84 33V34H83ZM127 33V34H126ZM132 33V34H131ZM137 33V34H136ZM152 33V34H151ZM157 35H155V34ZM160 33V34H159ZM162 33V34H161ZM172 33H173V35H174V37H173V35H172ZM176 33V34H175ZM226 33V34H225ZM228 33L230 34V35H228ZM238 33V34H237ZM260 33V34H259ZM263 33V34H262ZM22 34V35H21ZM27 34V35H26ZM58 34V33H57ZM80 34H82V35H80ZM88 34V35H87ZM100 34V33H99ZM99 34H98V36H99ZM123 34H122V36H123ZM129 34V35H128ZM136 34V35H135ZM166 34L167 36H164V35ZM178 34H179V36H178ZM234 34V35H233ZM262 34V35H261ZM21 35V36H20ZM38 35H40V36H38ZM42 35H43V37H44V35L46 36V37H44V39L43 40H41L43 37H42ZM47 35H48V37H47ZM59 35V34H58ZM58 35H57V37H58ZM79 35V36H78ZM84 35V36H83ZM117 35V36H118ZM175 35H177V36H175ZM180 35H181V37H180ZM187 35V36H186ZM204 35V36H203ZM213 35V36H212ZM222 37H221V36ZM225 35V36H224ZM228 35V36H227ZM246 35V36H245ZM249 37H248V36ZM260 35V36H259ZM34 36V37H33ZM78 36V37H77ZM80 36H82L83 38L84 37H86V38H84V39H82ZM112 36V37H111ZM121 36V37H122ZM154 36V39L155 38H157L158 40H161L160 42L157 40V39H155V40H157L156 41V43L154 42L155 40L153 39V38H151V37H153ZM156 36V37H155ZM161 36V37H160ZM162 36H163V38H162ZM169 36V37H168ZM211 36H212V38H211ZM231 36V37H230ZM238 36V37H237ZM252 36V37H251ZM259 36V37H258ZM18 37V38H17ZM29 37H31L30 39H29ZM37 37L39 38V39H37ZM42 37V38H41ZM89 37V38H88ZM104 37H106L107 39H105L104 40ZM178 39H177V38ZM182 37H184V38H182ZM186 37V38H185ZM187 37H190L189 39L187 38ZM204 37V38H203ZM208 37H209V39H208ZM235 37V38H234ZM22 38H23V41H22ZM32 38H33V40H32ZM78 38H79V40H78ZM80 38H81V40H80ZM99 38V37H98ZM123 38V37H122ZM159 38H161V39H159ZM174 38V39H173ZM177 40H176V39ZM222 38V39H221ZM225 38V39H224ZM234 38V39H233ZM241 38V40H239ZM250 38H253V40L252 39H250ZM255 38V39H254ZM21 40L22 42L21 43H19V40ZM37 39V40H36ZM180 39V40H179ZM183 39H185L183 42H182V40ZM187 39H188V42H187ZM221 39V40H220ZM232 39V40H231ZM238 41H237V40ZM248 39V40H247ZM256 39H258L257 41H256ZM48 40V39H47ZM86 40V41H85ZM89 40V41H88ZM109 40V41H108ZM164 40H166V41H164ZM170 40V41H169ZM179 40V41H178ZM247 40V41H246ZM252 40V41H251ZM255 40V41H254ZM78 41V42H77ZM107 41V42H106ZM167 41H168V43H167ZM178 41V42H177ZM190 41V42H189ZM192 41V42H191ZM194 41V42H193ZM230 41V42H229ZM237 41V42H236ZM246 41V42H245ZM251 41V42H250ZM25 42H27V41H25ZM35 42V43H34ZM42 42V43H41ZM110 42V43H109ZM148 42H150V43H148ZM160 43V44H158V43ZM172 43L173 45H174V47H175V49H174V47H173V45L172 44H170V43ZM188 43L187 44V46H186V43ZM243 42V43H242ZM249 42V43H248ZM30 44V45H33V44ZM162 43V44H161ZM164 43H167V44H164ZM175 43V44H174ZM177 43V44H176ZM183 43H184V45H183ZM237 43V44H236ZM239 43V44H238ZM241 43H242V45H241ZM257 43V44H256ZM15 46H14V45ZM17 44V45H16ZM21 44L23 45V46H21ZM25 44V45H24ZM109 44V45H108ZM150 44V45H149ZM179 44V45H178ZM182 44V45H181ZM192 44V45H191ZM226 44V45H225ZM230 46L231 44V46L228 48V45ZM20 45V46H19ZM108 45V46H107ZM153 47H152V46ZM154 45H157V46H155L154 47ZM159 45V46H158ZM164 45H166L165 47H164ZM167 45H170V46H167ZM172 45V46H171ZM190 47H189V46ZM198 45V46H197ZM201 45V47H199ZM225 45V46H224ZM15 48H14V47ZM17 46V47H16ZM79 46V45H78ZM105 46V45H104ZM145 46V47H144ZM146 46H148V48L146 47ZM161 46V47H160ZM192 46H193V48H192ZM194 46H196V47H194ZM227 46V47H226ZM11 47H12V49H11ZM21 47H22V49H21ZM143 49V47H144V49H146L147 50V52H146V50H144V55H145V52L148 54H146L144 57H143V53H142V49ZM153 49V50H151V48ZM159 47V48H158ZM169 47H171V48H169ZM177 47V48H176ZM183 49L184 48V51L181 49V48ZM9 50H8V49ZM16 48H18V49H16ZM91 48V47H90ZM141 49V50H139V49ZM161 48V49H160ZM163 48H165L166 50H164ZM168 48V49H167ZM192 48V49H191ZM203 48H204V50H203ZM15 49V50H14ZM19 49H21L22 50V54H21V50L19 51ZM137 49V50H136ZM170 49H171V51L173 50V51H175V53L172 51H170ZM180 49H181V51H180ZM191 49V50H190ZM195 49V50H194ZM197 49H200V50H197ZM5 50V51H4ZM8 50V51H7ZM13 50V51H12ZM25 50H30V49H25ZM50 50V49H49ZM150 50V51H149ZM157 51L156 53H155V51ZM159 50V51H158ZM168 50V51H167ZM202 50V53L200 52ZM206 50V51H205ZM2 51H4V53H3V55H2ZM50 51H52V49L50 50ZM89 51H90V49H89ZM163 51H165L164 52V54H167V55H163ZM178 51V52H177ZM180 51V52H179ZM194 51H196V53L194 52ZM199 51V52H198ZM210 51V52H209ZM13 52H14V54H13ZM140 52V53H139ZM149 52H151L153 55H151V53L149 54ZM155 54H157V55H155ZM160 52V53H159ZM169 52V53H168ZM185 52H187V53H185ZM190 52V53H189ZM193 53V56H192V53ZM198 52V53H197ZM90 53H92L91 51H90ZM140 54V57H139V54ZM179 53V54H178ZM185 53V54H184ZM208 53V54H207ZM210 53V54H209ZM136 56H135V55ZM173 54H175V55H173ZM181 54V56H179ZM198 56H197V55ZM200 54V55H199ZM202 54V55H201ZM206 54H207V56H206ZM131 55V56H130ZM156 56V57H153V56ZM169 55V56H168ZM15 56V55H14ZM17 56V55H16ZM19 56V55H18ZM98 56H101V55H98ZM135 56V57H134ZM147 56H148V58H147ZM173 56V57H172ZM175 56V57H174ZM186 56V58H184ZM20 57V56H19ZM132 57V58H131ZM158 57H160V58H158ZM165 57H166V59H165ZM172 57V59H170ZM178 57L182 60V62H181V60L180 59H178ZM131 60H130V59ZM140 58V59H139ZM145 59V60H143V59ZM150 58H152L151 60H150ZM154 58H158V60H156V59H154ZM175 58V59H174ZM190 58V59H189ZM191 58H193V59H191ZM198 60H197V59ZM132 59H133V61H132ZM142 59V60H141ZM148 59V60H147ZM160 59V60H159ZM162 59H164V60H162ZM177 59V60H176ZM186 59V60H185ZM4 60V61H3ZM119 60H117V61H119ZM129 60V61H128ZM138 60V61H137ZM183 60H185L187 63H185V61H183ZM191 60H193V61H191ZM140 61H142V63L140 62ZM147 61V62H146ZM150 61V62H149ZM153 61V62H152ZM158 61V62H157ZM160 61V62H159ZM161 61H162V64L160 65V64H158V63H161ZM167 61V62H166ZM190 61V62H189ZM197 61V62H196ZM2 62V63H1ZM11 62H12V64H11ZM134 63V64H132V63ZM144 62V63H143ZM157 62V63H156ZM169 65H167L166 63ZM171 62V63H170ZM172 62H174V63H172ZM178 62H179V65H178ZM181 62V63H180ZM5 63L7 64V65H5ZM125 63V64H124ZM126 63H130L129 65L130 66H132V68H134V66H135V68H136V66H137V69L136 70H138V66H139V70H141L140 68H142V70H144V71H150L151 70V72H153V71H155V72H157L158 71V69L160 70L159 71V73H160V75H162L163 73H162V71L163 72H165L166 73V75H163L164 76V78H163V76H161V80H160V77L158 76V75H154V78H153V76H150V75H148V77H134L135 75H133V76H129V75H131L132 73H129V75L127 76V74H126ZM136 63H139V64H136ZM145 63H147V64H145ZM152 63V64H151ZM185 64V65H183V64ZM193 63V64H192ZM194 63L196 64V65H194ZM9 64V65H8ZM14 64H15V66H14ZM132 64V65H131ZM143 64V65H142ZM144 64L145 65H147V66H144ZM149 64H151V65H149ZM171 64V65H170ZM173 64V65H172ZM184 66H182V65ZM17 65V66H16ZM46 65H47V67H46ZM109 65V66H108ZM129 65H127V66H129ZM153 65V66H152ZM157 66V69L155 70V68H156V66ZM177 65V67H175V66ZM193 65V66H192ZM8 66V68H6ZM26 66H27V68H26ZM26 66L24 65V66H18L17 68L19 69L18 70V72H19V74H21L20 73V71L21 70H23L22 68H26L25 70H27V71H25V72H23L22 74H24V73H27V75L26 74H24L23 76L25 77L26 76V78H27V76L29 77V78H32V79H37V80H39V79H41V80H43V82H45V83H39V82H37V87L39 86V84H42V85H44L45 86V84H47V86H46V89L48 90V91H46V95H55V97L57 96V95H61V89L63 90V92L65 91V89H67V88H65L67 85H65V84H61L60 85V87H59V84L57 85V83H55V82H50V73L49 72H51L52 73V67H51V65H48V64H45V66L44 65H38L37 64V66H36V68L35 67H32V66H35V65H32V66H30V67H28V65L26 64ZM44 66V67H43ZM159 66V67H158ZM165 66V67H164ZM167 66L169 67V68H167ZM172 66H174L173 68H172ZM195 66V67H194ZM13 69H12V68ZM144 67V68H143ZM149 67V68H148ZM160 67H162V68H164V69H162V68H160ZM182 69H181V68ZM190 67V68H189ZM7 70H6V69ZM10 68H11V70H10ZM31 70H30V69ZM154 68V69H153ZM184 68H186V69H184ZM5 69V70H4ZM15 69V70H14ZM21 69V70H20ZM36 69H39L38 71L36 70ZM45 69H47V70H45ZM50 69V70H49ZM111 69V70H110ZM148 69V70H147ZM173 69V70H172ZM181 69V70H180ZM4 70V71H3ZM11 72H10V71ZM30 70V71H29ZM33 70V71H32ZM44 70V71H43ZM170 71V73H168L169 71ZM183 70V71H182ZM192 70V71H191ZM13 71H15L14 73H13ZM44 73H43V72ZM125 71V72H124ZM167 71V72H166ZM174 73H173V72ZM201 71L205 74V78L206 79H204V74L203 73H201ZM209 71V72H208ZM3 72H4V74H3ZM5 72H6V76H5ZM41 72V73H40ZM123 72L126 74H123ZM127 72H128V70H127ZM130 72V71H129ZM179 74L178 76H177V73ZM182 72V73H181ZM188 72V73H187ZM9 73V74H8ZM29 73V74H28ZM34 73V74H33ZM43 73V74H42ZM154 73V72H153ZM159 73H157V74H159ZM183 73H184V75H183ZM192 73V74H191ZM195 73V74H194ZM18 74V75H19ZM21 74V75H22ZM36 74H38V75H36ZM46 74V75H45ZM119 75V77H118V75ZM155 74V73H154ZM168 74H169V78H168ZM176 74V75H175ZM200 74V75H199ZM201 74H203L202 75V78L204 79V81H203V79L201 78V77H199V76H201ZM209 74V75H208ZM9 75V76H8ZM21 75H19V77L21 76ZM33 75H35V76H33ZM111 75V76H110ZM177 76V77H175V76ZM182 75H183V77H182ZM199 75V76H198ZM4 76V77H3ZM41 76H43V77H41ZM45 76V77H44ZM64 76V75H63ZM63 76H61V78L62 79H64L63 81H65V82H68V83H70V82H73V79L71 78V77H65L64 76V78H63ZM114 76V77H113ZM123 76L125 77V78H123ZM152 78H150V77ZM156 76V77H155ZM158 76V77H157ZM184 76H185V78H184ZM187 76V77H186ZM193 76V77H192ZM196 76V77H195ZM9 77V78H10ZM117 77H118V79H117ZM167 77V78H166ZM172 77H173V80H172ZM175 77V78H174ZM190 77H192V78H190ZM65 78H67V79H65ZM116 78V79H115ZM127 78V79H126ZM129 78V79H128ZM141 80H140V79ZM159 78V79H158ZM170 78H171V81L172 82H170ZM189 78H190V81H188L189 80ZM69 79V80H68ZM108 79V80H107ZM111 79H113V80H111ZM125 79V80H124ZM130 79H132V81L130 80ZM143 79V80H142ZM147 81H146V80ZM159 81H158V80ZM177 79V80H176ZM179 79H180V81H179ZM183 79V80H182ZM195 79H197V80H195ZM208 79H209V81H208ZM45 80H47V81H45ZM67 80V81H66ZM72 80V81H71ZM112 82H111V81ZM117 80V81H116ZM119 80V81H118ZM137 80V81H136ZM145 80V81H144ZM152 80V81H151ZM155 80V81H154ZM157 80V81H156ZM169 82H168V81ZM193 80H194V82H193ZM203 81V83H204V85H203V83L201 82V81ZM70 81V82H69ZM111 82V84L109 83V82ZM114 81V82H113ZM134 81L136 82V84L134 83ZM185 81V82H184ZM190 82V83H188V82ZM197 83H196V82ZM199 81V82H198ZM206 81H207V83H206ZM103 82V83H102ZM129 82H131V83H129ZM144 82V83H143ZM155 82V83H154ZM161 82V83H160ZM162 82H164V83H162ZM165 82H166V84H165ZM168 82V83H167ZM175 82H179L178 84L176 83V84H174ZM182 82V83H181ZM193 82V83H192ZM92 83V82H91ZM100 83V82H99ZM105 83H108V86H107V84L106 85H104ZM118 83V84H117ZM120 83H122V84H120ZM126 83V84H125ZM138 83V84H137ZM184 83V84H183ZM189 84V85H187V84ZM192 83V84H191ZM198 83H202L201 84V86H199L200 84H198ZM210 83V84H209ZM54 84H55V86H54ZM93 84V83H92ZM126 86V87H124V85ZM129 84V85H128ZM135 84V85H134ZM150 84V86H148ZM155 84V86L153 87V85ZM158 84V85H157ZM170 84V85H169ZM171 84H173V85H171ZM179 84H181V85H179ZM191 84V85H190ZM194 84V85H193ZM36 85V84H35ZM70 85H75V84H71L70 83ZM115 85V86H114ZM118 85V86H117ZM122 85H123V87L125 88V90H124V88H122ZM151 85H152V87H151ZM184 85V86H183ZM193 85V87H191ZM203 85V86H202ZM205 85H207V87L205 86ZM211 85V86H210ZM65 86V87H64ZM109 86L111 87V88H109ZM114 86V87H113ZM138 86H140V88H137ZM148 86V88L149 87H151V88H146ZM159 86H161V87H163V89L162 88H160ZM170 86V87H169ZM180 86V87H179ZM187 87V89H186V87ZM196 86V87H195ZM205 86V87H204ZM40 87V86H39ZM61 88L60 90H59V88ZM72 86H69L68 87V89L69 88H71ZM118 87V88H117ZM128 87H130V89L128 88ZM133 87H135V88H133ZM155 87H157V88H155ZM172 87V88H171ZM178 87V88H177ZM200 87H202V88H200ZM73 88V87H72ZM71 88V89H72ZM116 88V89H115ZM134 90H133V89ZM144 88H146V89H144ZM155 88V89H154ZM160 88V89H159ZM166 88V89H165ZM168 88H169V90H168ZM184 88V89H183ZM191 88V89H190ZM199 88V89H198ZM204 88V89H203ZM207 88V89H206ZM211 88V89H210ZM50 89V90H49ZM58 89V90H57ZM70 89V90H71ZM74 89H77V87H75V88H73L72 90L73 91H75ZM104 89V90H103ZM107 91H106V90ZM110 91H109V90ZM113 89H115V90H113ZM157 89L159 90V91H157ZM162 89V90H161ZM165 89V90H164ZM193 89V90H192ZM198 89V90H197ZM209 89V90H208ZM123 90V91H122ZM128 90H129V92H128ZM142 92H141V91ZM144 90L146 91V92H144ZM150 90L153 92V94H152V92H151V94H150ZM179 90V91H178ZM184 92H183V91ZM186 90V91H185ZM189 90H191V94H193V95H191L190 94V91ZM208 90V91H207ZM53 91H55V92H53ZM57 91H60L61 93H58L57 94ZM77 91V90H76ZM75 91V92H76ZM112 91V92H111ZM117 91V92H116ZM148 91H149V93H148ZM154 91H156V92H154ZM166 91H168V92H166ZM171 93H170V92ZM177 92V94H176V92ZM187 91H188V93H187ZM196 91H198V92H196ZM52 92V93H51ZM102 92H105L104 94L102 93ZM120 92H121V94H120ZM135 92V93H134ZM158 92H160V93H158ZM183 92V93H182ZM205 92V93H204ZM207 92V93H206ZM217 94H216V93ZM48 93V94H47ZM56 93V94H55ZM129 93V94H128ZM135 94L134 96H133V94ZM145 93H147V94H145ZM158 93V94H157ZM161 93H164V94H162V96H161ZM167 93H168V95H167ZM180 93H181V95H180ZM195 93V94H194ZM197 93V94H196ZM211 93V94H210ZM77 94V93H76ZM88 94V93H87ZM111 94V95H110ZM114 94V95H113ZM124 94H126V95H124ZM166 94V95H165ZM183 94V95H182ZM214 94V95H213ZM89 95V96H88ZM87 95V97H84V96H86V94L85 95H82V98H80V99H84L83 101L84 102H87V101H89V99L90 100H92L91 99V97H93L90 93ZM122 95V96H121ZM130 95V96H129ZM136 95H138V97L136 96ZM140 95V96H139ZM142 95H145V96H147L146 98H145V96L143 97ZM148 95H150V96H148ZM154 95V96H153ZM160 95V96H159ZM165 95V96H164ZM174 95V96H173ZM177 95V96H176ZM79 96H80V94H79ZM114 96V97H113ZM117 96H119L118 98H117ZM128 96V97H127ZM152 96V97H151ZM155 96H157V97H155ZM159 96V97H158ZM180 97V99L178 100V98ZM184 96V97H183ZM188 96V97H187ZM191 96H193V97H191ZM194 96H197V97H194ZM52 97V99H53V96H49V98H51ZM54 97V98H55ZM81 97V96H80ZM84 97V98H83ZM102 97H103V100H105V101H103L102 100ZM112 97H113V99H112ZM150 97V98H149ZM169 99V101L166 99ZM174 97H176V99L174 98ZM86 98H88V100H86ZM136 98H138V99H136ZM145 98V99H144ZM159 98H161V99H159ZM162 98H163V100H165L164 102H163V100H162ZM165 98V99H164ZM188 98V99H187ZM198 98V99H197ZM199 98H200V100H199ZM202 98V99H201ZM214 100H213V99ZM106 99H109V101H107ZM111 99V100H110ZM129 99V100H128ZM135 99H136V103H135ZM141 99L143 100V102H140L141 101ZM154 99H155V101H154ZM184 99V100H183ZM185 99H186V101H190V102H186L185 101ZM217 99V100H216ZM113 100V101H112ZM122 100L124 101V102H122ZM148 100H151V101H147V103H146V101ZM158 100V101H157ZM160 100V101H159ZM178 100V101H177ZM205 102H204V101ZM211 100V101H210ZM109 102V103H107V102ZM130 101H131V103H130ZM162 101V102H161ZM170 101H176L175 103H173V102H171L170 103ZM183 101V102H182ZM191 101H194L192 104H195V105H191ZM197 101V102H196ZM104 103V105L102 104H100V103ZM116 104H115V103ZM119 102V103H118ZM137 102H138V104H137ZM157 102H158V104H157ZM165 102H167V105H169V107L166 109V111H164L165 109L164 108H166L165 106H166V103ZM184 102L186 103V105L184 104ZM123 103V104H122ZM132 103H134V104H132ZM142 103H146L145 105L143 104L142 106L140 105V104H142ZM153 104V106H152V104ZM179 103V104H178ZM187 103H189L190 105H188ZM89 104H91V101H89ZM105 104H108L109 105V107H107V105H105ZM111 104V105H110ZM113 104V105H112ZM118 104V105H117ZM124 105L123 106V109H122V106H120V105ZM130 105V109H128L129 107V105ZM136 104V105H135ZM148 104H150V105H148ZM160 104V105H159ZM164 105V107H163V105ZM182 104V105H181ZM197 104V105H196ZM116 105V106H115ZM131 105H133V106H131ZM135 105V106H134ZM138 105V106H137ZM147 105V106H146ZM157 105V106H156ZM171 105V106H170ZM178 105V106H177ZM185 105V106H184ZM104 106V107H103ZM126 106V107H125ZM145 106V107H144ZM152 106V107H151ZM160 106H162V109H161V107ZM190 106V107H189ZM193 106H194V109H193ZM202 108H201V107ZM4 107H6V106H4ZM4 107H0L1 109H0V114L1 113H5L6 112V110L8 111L9 110V107L7 108H4ZM115 107V108H114ZM119 107H121V108H119ZM128 107V108H127ZM141 107V108H140ZM146 107H148V108H146ZM154 107V108H153ZM157 107V108H156ZM182 107V108H181ZM106 108V109H105ZM109 108V109H108ZM138 108V109H137ZM146 108V109H145ZM150 108V109H149ZM156 108V109H155ZM172 108V109H171ZM182 110H181V109ZM189 108H191V109H189ZM206 108V109H205ZM6 109V110H5ZM111 109V110H110ZM118 109V110H117ZM121 109V110H120ZM134 109V110H133ZM152 109V110H151ZM160 109V110H159ZM183 109H186V110H183ZM204 109H205V111H204ZM4 110V111H3ZM110 110V111H109ZM113 110V111H112ZM125 110V111H124ZM128 110V111H127ZM130 110V111H129ZM132 110V111H131ZM135 110H137V111H135ZM142 110V111H141ZM168 110V111H167ZM187 110H193L194 112H189V111H187ZM197 110V111H196ZM208 110V111H207ZM211 110V111H210ZM3 111V112H2ZM108 111H109V113H108ZM124 111L125 113H127L128 115H125V113L122 112ZM152 111H153V113H152ZM158 111V114L156 113ZM159 111H161V114H160V112ZM187 111V112H186ZM28 110L24 113V115L27 113L28 114ZM111 112V113H110ZM116 112V113H115ZM130 112V113H129ZM139 112H143L142 114H143V116H142V114L140 113L139 114ZM147 112V113H146ZM178 112V113H177ZM180 112V113H179ZM185 112V113H184ZM210 112V115L208 114ZM113 113V114H112ZM137 113V114H136ZM145 113V114H144ZM151 113V114H150ZM154 113H155V115H154ZM164 113V114H163ZM168 115H167V114ZM188 113V114H187ZM193 113V114H192ZM206 113V114H205ZM119 114V115H118ZM127 117H125L124 115ZM131 114V115H130ZM133 114V115H132ZM152 118V119H154V120H152L151 119V121H148V120H150V117L148 116V115ZM165 114H166V116H165ZM171 114V115H170ZM174 114H175V116H174ZM185 114V115H184ZM207 116H205V115ZM246 114V115H245ZM135 115V116H134ZM136 115L138 116V118H136ZM146 115H147V117H146ZM153 115V116H152ZM160 115V116H159ZM164 115V116H163ZM182 117H181V116ZM190 115H191V118H190ZM192 115H194L193 117H192ZM202 115V116H201ZM212 115V116H211ZM245 115V116H244ZM250 116L249 117V119H248V116ZM125 117V118H122V117ZM141 116H142V118H141ZM159 116V117H158ZM161 116H163L164 117V119H163V117H161ZM173 116V117H172ZM179 116H180V118H179ZM196 116V117H195ZM197 116H198V119H196L197 118ZM201 116V117H200ZM203 116H205L204 118H203ZM210 118H209V117ZM246 116H247V119H246ZM131 117V118H130ZM148 117H149V119H148ZM154 117V118H153ZM177 117V118H176ZM123 120H122V119ZM136 120H135V119ZM140 118V119H139ZM147 118V119H146ZM157 118V119H156ZM162 118V119H161ZM166 118V119H165ZM174 118V119H173ZM181 118H182V120H181ZM185 118H187L186 120H187V122L186 121H184V119ZM190 118V119H189ZM193 118V119H192ZM251 118H253V119H251ZM45 119V120H44ZM124 119H125V121H124ZM131 119H134V120H131ZM142 119H144L143 121H142ZM160 119V121L158 122V120ZM168 119V120H167ZM180 121H179V120ZM195 119V120H194ZM202 119V120H201ZM209 119V120H208ZM247 121H249V122H247ZM6 120V119H5ZM42 120H44V121H46V120H49L48 118L46 119L45 117L42 119ZM115 120V121H114ZM121 120V121H120ZM128 120V121H127ZM139 120H141V121H139ZM146 120V122H144ZM161 120H163V121H161ZM165 120H166V122H165ZM178 120V121H177ZM196 120H197V122H196ZM207 120V121H206ZM211 120V121H210ZM251 120H254V121H252V122H250ZM24 121V120H23ZM120 121V122H119ZM127 121V122H126ZM132 121H133V123H132ZM135 121H137V122H135ZM153 121L155 122L156 121V123H154V124H152L153 123ZM168 121H170V122H168ZM182 121V123H179V122H181ZM189 121V122H188ZM191 121H193V123L191 122ZM201 121H203V122H201ZM206 121V122H205ZM5 122V121H4ZM36 122V121H35ZM37 122H41V120H37ZM112 122V123H111ZM115 122V123H114ZM125 122L127 123V124H125ZM138 122H141V123H138ZM148 122V123H147ZM150 122H152L151 124H150ZM161 122V123H160ZM164 122V123H163ZM171 122H173V124H171ZM195 122V123H194ZM42 123V122H41ZM119 123V124H118ZM135 123V124H134ZM171 124V125H168V124ZM176 123L178 124V125H180L179 127H178V125L176 126ZM184 123H185V125L186 126H184ZM187 123V124H186ZM188 123H190V124H188ZM203 125H205V126H203ZM246 123H248V124H246ZM251 123V124H250ZM254 123V125H252ZM109 124V123H108ZM123 124V126H120V125H122ZM125 124V125H124ZM129 124L131 125H133V128L134 127H139V124H141L144 128H146L147 129V125L150 127H152V125H153V129L152 130H154L155 132H156V135L158 134V132H159V134L158 135H162V136H165V137H163V138H161V140L160 141H155L156 139H154V141H153V139H152V142L150 141V140H147V139H143V138H141L140 137V134H138L137 136H138V138H136V139H133L132 137V139H131V141H129L130 139V137L129 136H136V135H134V130L133 129H131V126H129ZM145 124V125H144ZM147 124V125H146ZM159 126H158V125ZM193 124V125H192ZM195 124V125H194ZM197 124V125H196ZM199 124V125H198ZM208 124V125H207ZM246 124V126H244ZM251 126H250V125ZM6 125H7V122H6ZM5 125V126H6ZM25 125H27V124H25ZM24 125V126H25ZM119 125V126H118ZM127 125V126H126ZM137 125V126H136ZM140 125V126H141ZM167 125V126H166ZM173 125V126H172ZM187 125L189 126L190 125V127H187ZM201 125V126H200ZM247 125H248V127H247ZM256 125H258V127H260L259 128V130L263 133H261L259 130H257L256 131V129L255 128H257L256 127ZM21 126L22 127H24L22 124H21ZM110 126V125H109ZM125 126V127H124ZM128 126H129V130H128ZM141 126V127H142ZM158 126V127H157ZM164 126V127H163ZM166 126V127H165ZM195 128H194V127ZM196 126H197V128H196ZM199 126V127H198ZM249 126L251 127V130H250V128H249ZM255 126V127H254ZM4 127V126H3ZM21 127V128H22ZM114 127V128H113ZM122 127V128H121ZM142 127V128H143ZM151 127L150 128H148V129H150L151 130ZM154 127H156L155 129H154ZM174 127H176V128H174ZM185 127V128H184ZM201 127H203V128H205V127H207V128H205V129H203V132H202V128ZM248 129H247V128ZM254 127V129H252ZM18 128H20V126L18 127ZM119 128V129H118ZM142 128H141V130H142ZM143 128V129H144ZM159 128V129H158ZM162 130H161V129ZM163 128H167L168 130H171V131H167V129H163ZM171 128V129H170ZM181 128V129H180ZM186 129V130H184L183 131V129ZM210 128V129H209ZM23 129V128H22ZM115 129H116V131L117 132H121V135H120V133H117L118 135H115ZM122 129V130H121ZM126 129H127V133H126ZM131 129V130H130ZM135 129V128H134ZM175 129V130H174ZM180 129V130H179ZM125 130V131H124ZM133 130V131H132ZM136 130H140L139 128H136ZM172 130H174V131H172ZM191 130H192V132H191ZM205 130V131H204ZM19 131H20V129H19ZM115 131V132H114ZM132 131V132H131ZM154 131L153 132H151L150 131V133H154ZM158 131V132H157ZM178 131H180L179 133H178ZM186 131H189V132H187L188 133V135L190 136H188L187 135V133H186ZM165 132V133H164ZM167 132H168V134H167ZM183 132H185V133H183ZM205 132H207V133H205ZM210 132H212V133H210ZM124 133V134H123ZM126 133V134H125ZM131 133H133V135H130ZM191 133V134H190ZM210 135H209V134ZM165 134V135H164ZM169 135V137H171V139L167 136V135ZM171 134V135H170ZM183 134V135H182ZM202 134V135H201ZM209 135V136H211L210 138H209V136H205V135ZM212 134V135H211ZM129 135V136H128ZM149 135H152V134H149ZM154 135V134H153ZM157 135V138L159 137ZM200 135V136H199ZM262 135V136H261ZM116 136H117V142H115V143H117L118 145H116L115 143H114V141L113 140H115V138H116ZM120 136H122V137H120ZM125 137V139H124V137ZM162 136H160V137H162ZM167 136V137H166ZM173 136V137H172ZM192 136V137H191ZM198 137V140H200L201 138L202 139H204V140H206V141H198L197 140V137ZM203 136V137H202ZM205 136V137H204ZM213 136V137H212ZM101 137V135H99L98 136V138H100ZM103 137V136H102ZM110 137H112V138H110ZM113 137H115V138H113ZM127 137V138H126ZM140 137V138H139ZM176 137V138H175ZM178 137L180 138V139H178ZM119 138H121V139H119ZM152 138H156V136L154 135V137H152ZM175 138V139H174ZM182 138H184V139H182ZM191 138V139H190ZM194 138V139H193ZM200 138V139H199ZM207 138H209V139H214L212 142H214V143H211V141L210 140H208L207 141ZM119 139V140H118ZM124 139V140H123ZM169 141H168V140ZM178 139V140H177ZM182 139V140H181ZM196 139V140H195ZM115 140V141H116ZM128 140V141H127ZM139 140H145V141H139ZM164 140V141H163ZM165 140H167V141H165ZM175 140V141H174ZM178 141V143H177V141ZM180 140V141H179ZM186 142H184V141ZM240 140V141H239ZM111 143H113V144H111ZM118 141H120V142H118ZM125 142V143H123L122 144V142ZM134 141H135V143H136V141H137V143L135 144V146L133 145L134 144ZM138 141H139V143H138ZM162 141V142H161ZM172 141H174V144H173V142ZM182 141V142H181ZM189 141H191L190 143H189ZM210 141V142H209ZM160 142H161V144H160ZM164 142V143H163ZM166 142V143H165ZM168 142H169V144H168ZM172 142V143H171ZM183 143V144H181V143ZM194 142V143H193ZM201 142V143H200ZM203 142H208L207 144L206 143H203ZM108 143V144H107ZM128 143L130 144L129 146H128ZM141 143V144H140ZM155 143V144H154ZM170 143H171V145H170ZM178 144L179 146L180 145H182V149H181V146H180V148H179V146H177L176 144ZM180 143V144H179ZM203 143V144H202ZM238 143V144H237ZM105 144H107V145H105ZM109 144L111 145L110 146V150H109ZM138 144V145H137ZM141 146H140V145ZM144 144V148L142 147V145ZM151 144H153L152 146H151ZM190 144H195V146L194 145H192V147H193V150H192V148H191V146H190ZM199 144H200V146L201 145H203V147L201 146V147H199ZM212 144V145H211ZM214 144V145H213ZM234 144H236V146H234ZM252 144V145H251ZM254 144H255V146H254ZM258 144V145H257ZM260 144H262V145H260ZM121 145H123V146H121ZM133 145V147H131ZM145 145H146V147H147V149H146V147H145ZM148 145V146H147ZM155 145V146H154ZM163 145V146H162ZM172 145H173V147H172ZM176 145V146H175ZM186 145V146H185ZM188 145L190 146V147H188ZM206 145V146H205ZM240 147H239V146ZM249 145H251L252 147H254V150H253V148L252 147H250ZM44 146V145H43ZM114 146H117L118 148H117V150H116V147H114ZM126 146H128L129 148H132V149H128ZM160 146H161V148H160ZM164 146H166V147H164ZM204 146H205V148H204ZM208 146V147H207ZM220 146V147H219ZM230 146L233 148V146L234 147H236L235 149L233 148V149H231L230 148ZM45 147V146H44ZM111 147L113 148V149H111ZM124 147H125V149L126 150H129V151H125V149H124ZM139 147H141V148H139ZM149 147L151 148V149H149ZM175 147V148H174ZM177 147V148H176ZM187 147V149H186V151H185V148ZM195 147V148H194ZM198 147L200 148V150H198ZM212 147V148H211ZM248 147V148H247ZM120 148V149H119ZM160 148V149H159ZM165 148V149H164ZM166 148H170L169 150L168 149H166ZM172 148V149H171ZM179 148V149H178ZM201 148H203V149H201ZM208 148H209V150H208ZM214 148V149H213ZM217 148V149H216ZM220 148H222V149H220ZM228 148H229V150L231 149V151L234 153H232L231 151H229L228 150ZM244 148V150H242V152H241V150L240 149H243ZM251 148V149H250ZM40 149V148H39ZM41 149H43V147L41 146ZM124 150V153H122V155H121V153H120V150ZM157 149V150H156ZM165 151H164V150ZM176 149H178V150H175ZM191 149L194 153H192V151H189V150ZM196 149V150H195ZM207 149V150H206ZM212 149L213 150H215V151H212ZM224 149V150H223ZM259 149V148H258ZM118 150H119V152H118ZM131 150H132V152H131ZM168 150V151H167ZM170 150H171V152H170ZM174 150V151H173ZM197 150L199 151V154H198V152H197ZM207 151V152H204V151ZM218 150V151H217ZM220 150V151H219ZM234 150V151H233ZM236 150V151H235ZM110 151V152H109ZM155 151V152H154ZM161 151V152H160ZM165 153H164V152ZM224 151V152H223ZM245 151V152H244ZM248 151H250V152H248ZM116 152V153H115ZM121 152H123V151H121ZM151 152V153H152ZM166 152H168L169 154H167ZM178 153V152H180V153H178V154H176V153ZM188 152V153H187ZM196 152V153H195ZM200 152H202V153H200ZM208 152H210V153H208ZM212 152H214L213 154H212ZM221 154H220V153ZM226 152V153H225ZM229 154H228V153ZM231 152V153H230ZM239 152H241V153H239ZM250 153L251 154V156H250V154L248 155V153ZM111 153V154H110ZM112 153H113V156H112ZM115 153V154H114ZM126 153V154H125ZM132 153V154H131ZM174 153V154H173ZM182 153V154H181ZM185 153V155H183ZM191 153H192V157H191ZM204 153V155H203V157H202V155L201 154H203ZM207 153V154H206ZM217 155H216V154ZM219 153V154H218ZM261 153V154H260ZM107 154H109V155H107ZM117 154H118V156H120V158L119 157H117V159L119 158L120 159V161H119V159H118V161L119 162H117L116 161V163L114 164V160H116V156H117ZM135 154V155H134ZM154 154H156V155H154ZM165 154V155H164ZM227 156H226V155ZM235 155L234 157H236V156H238L236 159L233 157V156H231V155ZM238 154V155H237ZM239 154H241L242 155V157L244 156H246L245 158L243 157V159H242V157H240L241 155H239ZM259 154V155H258ZM116 155V156H115ZM134 155V156H133ZM164 155V156H163ZM168 155V156H167ZM173 155V156H172ZM178 155V156H177ZM199 155H200V157H199ZM214 156V159H212L213 158V156ZM222 155H224V156H222ZM261 155V156H260ZM262 155H263V157H262ZM106 156H108V158L109 157H111V159H112V161L110 160V158H109V161H108V158L106 157ZM114 156H115V159H114ZM123 156V157H122ZM126 158H125V157ZM128 156V157H127ZM130 156V157H129ZM154 156H156V158L154 157ZM162 156V157H161ZM166 156V157H165ZM171 156V157H170ZM179 156H181L179 159H177ZM185 156V157H184ZM190 156V157H189ZM208 156L211 158V159H209L208 158ZM248 156H250V157H248ZM165 157V158H164ZM170 157V158H169ZM184 159H183V158ZM206 157V158H205ZM224 157H226L225 159H224ZM227 157H229V158H231V159H229V158H227ZM232 157H233V160H232ZM105 158H107V159H105ZM123 158V159H122ZM186 158H187V160L190 158H192L190 161L188 160H186ZM197 158L199 159L198 161L201 163H198V161H197ZM243 160H241V159ZM251 158V159H250ZM105 159V160H104ZM125 159H126V161H125ZM128 159H130V160H128ZM162 159H163V161H162ZM167 161L168 160V162H166L165 160ZM172 159V160H171ZM174 159V160H173ZM204 159V161H202V160ZM205 159H208V160H206L205 161ZM228 159V160H227ZM237 159L239 160V161H242V162H237ZM246 159H247V161H246ZM107 160V161H106ZM134 160V159H133ZM132 160V161H133ZM177 162H176V161ZM178 160H180V161H178ZM182 160V161H181ZM183 160H186V163H185V161H183ZM193 160L196 162V165H198V166H196L195 165V162H193ZM212 160H214L213 162H210V161H212ZM220 160V161H219ZM227 160V161H226ZM249 160V161H248ZM252 160H255L254 161V163L253 162H251ZM257 160V161H256ZM263 160V161H262ZM165 161V162H164ZM170 161V162H169ZM173 161H175V162H173ZM226 162V163H224V162ZM229 161V162H228ZM233 161H235L234 162V164L236 165H232V163H233ZM112 162V163H111ZM130 162V163H129ZM161 162V163H160ZM180 162V163H179ZM209 162V163H208ZM220 164H219V163ZM256 162V163H255ZM162 163H164V164H162ZM168 163H169V165H168ZM172 163V164H171ZM184 163H185V165H184ZM190 163H192V164H190ZM204 163V164H203ZM207 163V164H206ZM218 163V164H217ZM243 163V164H242ZM248 163H251V164H248ZM259 163H260V167H262V168H260L259 167ZM121 164V165H120ZM123 164H125V165H123ZM161 164V165H160ZM175 164V165H174ZM179 164H182L183 166H184V168H185V170H184V168L183 167H180V166H182V165H179ZM203 164V165H202ZM214 164V165H213ZM229 164H231L230 165V167H229ZM255 164V165H254ZM256 164H258V165H256ZM177 165V166H176ZM179 165V166H178ZM189 165V167H187ZM201 165V166H200ZM206 165V166H205ZM220 165V166H219ZM247 165V166H246ZM248 165H250V166H248ZM254 165V166H253ZM121 166V167H120ZM124 168H123V167ZM131 165H129V166H127V167H130ZM188 168H186V167ZM214 166H216L215 168H211V167H214ZM234 166V167H233ZM251 166H253L252 168H251ZM264 166V165H263ZM115 167H114V169H115ZM197 168V167H199V169H193V168ZM201 167H203V169L201 168ZM207 169H206V168ZM220 167V168H219ZM223 169H222V168ZM259 167V168H258ZM110 168V169H109ZM120 168H121V170H120ZM174 168V169H173ZM179 168V169H178ZM229 169V172H228V169ZM230 168H231V170L232 171H230ZM235 168V169H234ZM256 168H257V171H256ZM174 170V172H173V170ZM177 169V170H176ZM186 169H187V171H186ZM193 169V170H192ZM211 171H209V170ZM219 169H221V170H219ZM233 169L234 170H239L238 172H239V176H238V172L237 171H233ZM241 169H242V171H241ZM254 169V170H253ZM259 169V170H258ZM177 172H176V171ZM179 170V171H178ZM181 170V171H180ZM184 172H183V171ZM188 170H190V172L188 171ZM204 170V171H203ZM206 170V171H205ZM216 170V171H215ZM245 170V171H244ZM114 171V170H113ZM185 171L187 172V173H190V174H187V173H185ZM192 171V172H191ZM202 171V172H201ZM222 171H223V173L225 172V171H227V173L225 172L224 174L222 173ZM241 171V172H240ZM256 171V172H255ZM178 174V175H183L181 178L176 174V173ZM179 172V173H178ZM193 172H195V173H193ZM196 172H198V173H196ZM200 172H201V174H200ZM205 172V173H204ZM210 174H209V173ZM212 172H214V173H212ZM221 172V173H220ZM230 172H232V173H230ZM233 172H234V174H233ZM11 173H12V171H11ZM11 173H9V174H7L8 175V177L6 178V179H3L2 177H5V176H2V177H0V178H2L4 181H2V179L0 180V182L2 181V184L3 185H5V184H7L6 185V187L5 186H3V187H0V188H2V190L0 189V191H2V192H0V197H1V201H2V203H0V207H1V204H2V207L0 208V210H2L3 212H8L9 213V215H10V213L12 214L11 216L15 219V214L17 215L18 214V212H19V214L21 213L22 215L24 214L25 215V212H27L26 211V209L28 210V211H31V210H29V209H31V205H28L29 207V209L28 208H26L24 205H22V206H20L21 205V203H20V201H17L16 199H17V197H19L20 198V194H19V192H20V190L23 188H21V186H24L23 184H25V183H23V181L25 180L24 178V174H22L21 175V173H19L18 174V172H13V173H15V174H13L14 176H17V175H21V177L23 178V181L21 180L22 178L20 177V176H17L16 178L19 180V182L20 181H22V185L21 184H19V182L15 185V183H12V181L13 182H16L15 180H14V178H13V180L12 181H10L11 179H12V177H13V175L11 174ZM183 173V174H182ZM185 173V174H184ZM191 173H193V174H196V175H192ZM204 173V174H203ZM217 173V174H216ZM218 173L219 174H221V175H218ZM200 174V175H199ZM205 174H206V176H205ZM207 174H209L210 176L208 177L207 176ZM214 175L215 174V176H212V175ZM223 174V175H222ZM226 174V175H225ZM28 175V174H27ZM187 175H189V177H190V181H189V178H187L188 176ZM197 175H199L200 176V178H199V176H197ZM231 175H233V176H231ZM235 175H237V176H235ZM257 175V174H256ZM33 176V175H32ZM31 175H29V176H26L27 177V179L28 180H25L24 182H26L27 183V181L29 182L28 184H26L25 186L26 187H29V186H31L30 185V183L31 184H33V183H35L36 181L38 182L40 179L39 178H37L36 176H38V175H36V176H33L32 177ZM178 176V177H177ZM195 176V177H194ZM226 178H225V177ZM230 176H231V179H230ZM31 177H32V180H33V182H32V180H31ZM37 179H36V178ZM48 177H50L51 178V176H48ZM152 177V176H151ZM186 177V179L188 180H185L184 178ZM197 177V178H196ZM207 177H208V180H207ZM212 177V178H211ZM215 177H216V179L218 180V179H220L219 181H217L216 179H215ZM219 177V178H218ZM221 177V178H220ZM225 179H224V178ZM228 177V178H227ZM233 177V178H232ZM243 177H245V178H243ZM15 178V179H16ZM33 178H35V179H33ZM155 178V177H154ZM180 178V179H179ZM196 178V179H195ZM199 178V179H198ZM205 178V179H204ZM223 178V179H222ZM246 178H247V180H246ZM47 179H49V178H47ZM198 179V180H197ZM201 179H203V181L201 180ZM243 179V180H242ZM250 179V180H249ZM6 180V181H5ZM197 180V181H196ZM201 180V181H200ZM214 180H216V182L218 183H216V182H214ZM35 181V182H34ZM186 181H187V183H186ZM193 181V182H192ZM243 181V182H242ZM4 182V183H3ZM7 182V183H6ZM9 182H11V186H9ZM35 183V184H38V183ZM189 182V183H188ZM194 184V182H195V184H194V186H196L195 188H194V186H193V184ZM204 183V185L202 184V183ZM208 182V183H207ZM210 182V183H209ZM225 182H224V184H225ZM197 183H198V185H197ZM207 184V186H206V184ZM240 183V184H239ZM1 184V183H0ZM192 184V185H191ZM212 184H214V185H212ZM12 185H14L15 186V188H14V186L12 187ZM34 185V184H33ZM184 185H186V186H184ZM187 185H189V186H187ZM210 185V186H209ZM1 186V185H0ZM11 187V188H9V187ZM18 186V187H17ZM191 186V187H190ZM192 186H193V188H192ZM204 186V187H203ZM7 188V189H5V188ZM17 187V188H16ZM185 187H188V188H186L185 189ZM206 187H208L207 189H206ZM236 187V186H235ZM21 188V189H20ZM25 188V187H24ZM29 188H36L35 187V185L33 186V187H29ZM190 188H191V190H190ZM196 188H197V190H198V192L196 193ZM202 188V189H201ZM210 188H212V189H210ZM10 189V190H9ZM14 189H16V190H14ZM26 189H28V188H25V189H22L23 190V193H24V195H25V193L26 192H28V190H26ZM37 189V188H36ZM56 189V188H55ZM196 191H195V190ZM204 189V190H203ZM205 189L207 190V192L205 191ZM208 189L210 190V191H208ZM214 189H216V188H214ZM213 189V190H214ZM13 190V191H12ZM26 190V192H24ZM31 190V189H30ZM37 190H40V189H37ZM57 190L58 191H56V192H60L61 191V193L63 194V196L64 195H66V194H64V193H68V191H66L65 189H62V190H64V192L60 189V187H59V189L57 188ZM60 190V191H59ZM190 190V191H189ZM193 190V191H192ZM6 191H7V193H6ZM8 191H9V193H8ZM10 191L12 192V195H11V193H10ZM195 191V192H194ZM206 192L205 194L203 193V192ZM35 192H38L36 195L38 196V194H39V192L40 191H35ZM99 192L100 193H102V191H96V192H94V193H97V194H95L94 195V193H90L91 195H89V196H91V197H88L87 195V197L88 198H90L89 200H88V198L85 196V199H84V197H83V199L84 200H86V201H84V200H82V201H80L81 199L80 198H78V199H80L79 201L80 202H78V204H80V205H78V207L79 208H77L75 211L73 210V212L71 211L70 212V214L68 213V211L66 212V213H68V214H65V215H67V216H65V220L67 221V222H71V224H73L72 225V228L74 229V231H77V232H80V230H79V227L81 226V224H83L82 226L84 227L85 225L84 224H86V223H83L84 221H86V220H84V219H86L85 217L87 216L86 215V213H84L83 214V212H86V211H88V209L90 208V207H94V206H96V207H102L101 205L102 204H105L106 203V201H105V203H104V200H107L108 201V199L109 198H112V197H116L118 194H117V192H115V191H107L108 192V194H109V192H110V194H111V192H112V195H110L109 194V196L107 197V196H104L103 195V193L102 194H99ZM193 192V193H192ZM199 192H201V193H199ZM5 193L7 194V195H5ZM21 193V192H20ZM55 193V192H54ZM53 193V194H54ZM3 194V195H2ZM28 193H26V195H27ZM60 194V193H59ZM116 194V195H115ZM193 194H195V195H193ZM198 194V195H197ZM200 194V195H199ZM14 195V197H11V196H13ZM23 195V194H22ZM48 195H50V194H48ZM55 195H57V198L58 197H60V196H58V193L56 194L55 193ZM55 195L53 196V198L55 197ZM93 195V196H92ZM114 195V196H113ZM205 195V196H204ZM6 196H7V198L9 199H7L6 198ZM37 196H35V197H37ZM97 196V197H96ZM183 196V197H182ZM185 196V197H184ZM197 196V197H196ZM202 196V197H201ZM3 197V198H2ZM50 197H51V195H50ZM94 197L96 198L95 200H94ZM99 197V198H98ZM188 197V198H187ZM14 198V199H13ZM18 198V199H19ZM52 198V197H51ZM56 198V197H55ZM56 198V199H57ZM82 198V197H81ZM91 198H93L92 200H94V202L92 201V202H90L91 201ZM98 198V199H97ZM101 198V199H100ZM103 198V199H102ZM105 198H108V199H105ZM191 198V199H190ZM194 198H196V201H194ZM202 200H201V199ZM6 199V200H5ZM55 199V200H56ZM60 199V201L62 202V200H64V202H62L61 204H65L66 202V198L64 199V197H63V199H61V198H59ZM58 199V200H59ZM99 199H100V201H99ZM185 199V200H184ZM187 199V200H186ZM198 199V200H197ZM15 200V201H14ZM54 200V199H53ZM87 200L89 201V202H87ZM103 201V203H102V201ZM194 201V202H196V203H193L192 201ZM0 201V202H1ZM12 201V202H11ZM18 202V205H17V202ZM41 201V200H40ZM68 201V200H67ZM84 201V202H83ZM98 201V202H97ZM180 201H182V202H180ZM190 201L193 203V205H195V206H193L192 205V203H190ZM4 202H5V204L6 203H8V202H11V203H8V204H11L10 206H8V204H4ZM96 202V203H95ZM187 202H189V205H192V206H189V207H187L188 206V204H187ZM13 203V204H12ZM35 203H37V202H35ZM34 203V204H35ZM85 205H84V204ZM90 203V205H88ZM92 203H93V205L94 204H96V205H94V206H92ZM98 203V204H97ZM99 203H102L101 205L99 204ZM184 204V206H183V204ZM62 205V206H63ZM67 205V204H66ZM65 205V206H66ZM85 206V208L87 209H85V211H84V207L83 206ZM144 205H145V207H144ZM175 207H174V206ZM7 206V207H6ZM13 206V207H12ZM15 206V207H14ZM20 206L21 207V209L19 208L18 209V207ZM26 208H24V207ZM143 206V207H142ZM154 206H156V207H154ZM171 206V207H170ZM177 206V207H176ZM203 206V205H202ZM10 207H12V209L13 210H10L11 208ZM22 207H23V209H25V212L22 210ZM33 207H35V206H33ZM53 207H55V206H53ZM81 207V208H80ZM88 207V208H87ZM95 207V208H96ZM141 207H142V209H141ZM174 209H173V208ZM192 207H194V208H197V210H195V209H193ZM6 208H7V211H6ZM9 208V209H8ZM15 208V209H14ZM167 208L170 210L171 208V211H172V213L170 212V211H167ZM183 208L185 209V210H183ZM187 208H188V210L189 211H186L187 210ZM192 208V209H191ZM81 209V210H80ZM155 209L157 210V211H155ZM17 210V211H16ZM21 210V211H20ZM32 210H34V209H32ZM78 210H79V212H81V213H79L78 212ZM138 210H141V211H138ZM143 210V211H142ZM173 210H175L176 211V213L173 211ZM181 210H183V212L181 211ZM190 210H192V211H190ZM222 210V209H221ZM13 211V212H12ZM167 211V212H166ZM179 211V212H178ZM198 211L199 212V214H198V212L196 213V212ZM33 211H31V213H32ZM35 212V211H34ZM34 212H33V214H34ZM185 212H187V213H185ZM196 213L195 215L193 214V213ZM15 213V214H14ZM29 213V212H28ZM72 213V214H71ZM79 213V214H78ZM144 214V215H142V214ZM160 215H159V214ZM164 213V214H163ZM167 213V214H166ZM182 213V214H181ZM202 215H201V214ZM75 214H76V216H75ZM78 214V215H77ZM138 215V217H137V215ZM147 214V216H145ZM156 214H158L159 216H154V215ZM162 214V215H161ZM166 214V215H165ZM168 214H169V217H167L168 216ZM174 214V215H173ZM183 214H189L188 215V217L190 216H192V218H188L187 217V215L186 216H184ZM191 214V215H190ZM8 215V216H9ZM84 215H86L85 217H84ZM139 215H141V216H139ZM193 215H194V217H193ZM199 215V216H198ZM213 215H216V213L215 214H213ZM10 216V217H11ZM78 216V217H77ZM148 216H150V217H148ZM154 218H153V217ZM171 216L173 217V218H171ZM178 216V217H177ZM181 216V217H180ZM202 218H201V217ZM12 217H11V219H12ZM71 217V218H70ZM84 217V218H83ZM140 217H142V220L143 219H145V220H141V219H139ZM144 217V218H143ZM147 217V218H146ZM157 219H156V218ZM164 217V218H163ZM166 217V218H165ZM184 217V218H183ZM219 217V218H218ZM75 218H76V220H75ZM81 218V219H80ZM150 218H153V219H150ZM162 218V219H161ZM179 218V219H178ZM185 220V221H187V220H189L190 221V223L192 224H190L189 223V221L188 222H185L183 219ZM194 218V219H193ZM196 218H197V220H196ZM200 218V220H198ZM203 218H206V219H208L212 224H211V227H213V228H211L210 227V225H209V227H208V225L206 224L207 223V221L206 222H204V220H206V219H203ZM13 219V220H14ZM17 219V218H16ZM72 219V220H71ZM159 219V220H158ZM161 219V220H160ZM167 220L168 222H166L165 220ZM172 219V220H171ZM201 219H203V221L201 220ZM69 220H71V221H69ZM84 220V221H83ZM137 220V221H136ZM140 220V221H139ZM149 220V221H148ZM152 220V221H151ZM158 220V221H157ZM171 220V221H170ZM177 220V221H176ZM194 220H196V222H195V224H193L194 222L193 221ZM15 222H13L14 224H16L17 222H18V224H17V226L18 227H14L15 225H13V223H12V227L15 229H17V230H20L19 228H24L25 226H24V223L22 224V227H21V221L19 222V220L17 219V220H14ZM76 223H75V222ZM82 221V223H80ZM140 223H139V222ZM146 221V222H145ZM155 221V222H154ZM162 221V222H161ZM174 221V222H173ZM176 221V222H175ZM179 221H181L180 223H179ZM192 221V222H191ZM200 221V222H199ZM201 221H202V223H201ZM215 221V222H214ZM150 222H152V224L154 225H152V224H149ZM157 222H160V224L159 223H157ZM170 222L171 223H173V224H170ZM183 222V223H182ZM184 222H185V224H184ZM198 222V223H197ZM209 222V223H210ZM145 223V224H144ZM154 223H156V226H155V224ZM161 223H163V224H161ZM200 223V224H199ZM203 223H205L204 225H207V226H204L203 225ZM214 223H216V224H214ZM223 223V224H222ZM79 224H80V226H79ZM140 224V225H139ZM174 224H176L175 226H174ZM177 224H179V225H177ZM181 224V225H180ZM185 225V227H188L189 225L192 227V229H191V227H188L186 230H188V232H191L189 229H191L192 230V232H191V234L189 235V234H186V232L187 231H185V227H183L182 225ZM199 224V225H198ZM226 224H228V225H226ZM77 225H78V227H77ZM150 225H152L153 227H151ZM157 225L159 226V227H157ZM162 225V226H161ZM169 226V228L170 227H172V228H166V227H168ZM197 225V226H196ZM216 225V226H215ZM223 225H225V226H223ZM27 226V228L29 229V228H31V229H29L28 231L30 232H28V231H25L26 232V234L28 233V235H26V236H28V237H34V235H35V232H36V229H34L33 228V226L30 224H28V225H26ZM179 226H182V228L184 229H182L181 227H179ZM200 226V227H199ZM203 226L205 227V229L203 228ZM163 227H165V228H163ZM175 227H177V228H175ZM194 227H198L197 229L196 228H194ZM207 227L208 228H211V230H209L208 232V234H210L211 236H209L207 233V235L205 234H202V235H200L201 233H200V231H201V229H203V230H206L207 229ZM32 228L34 229V231L35 232H33V230H32ZM133 228V229H132ZM136 230H135V229ZM140 228V229H139ZM163 229V232H162V230H160V229ZM13 229V230H14ZM16 229L14 230V231H16ZM78 229V230H77ZM157 229V230H156ZM172 229H173V231H172ZM175 229H176V231H175ZM193 229H194V231H193ZM32 230V231H31ZM151 230V231H150ZM154 230V231H153ZM164 230H165V232H164ZM170 230V231H169ZM182 230V231H181ZM197 230V231H196ZM199 230V231H198ZM161 231V232H160ZM180 231V232H179ZM213 233H211V232ZM5 232V231H4ZM10 232V233H9ZM9 232H5L4 234H3V231H0V241H1V243H3V244H5L6 245V247H8L9 248V246L7 245L8 243L7 242H11L10 243V245H12V241H11V239L13 238L12 236V230L11 231H9ZM24 232V233H25ZM131 232V233H130ZM154 232V233H153ZM157 232V233H156ZM168 232V233H167ZM173 233V235H172V233ZM175 232V233H174ZM177 232V233H176ZM183 232H185L184 234H182ZM198 232V233H197ZM34 233V235H32ZM133 233V235H131ZM140 235H139V234ZM156 233V234H155ZM160 233V234H159ZM197 233V234H196ZM224 233V235L223 236H221L222 234ZM30 234H31V236H30ZM121 234H124V235H121ZM130 234V235H129ZM159 234V235H158ZM165 234V237L164 236H161V235H164ZM171 234V235H170ZM180 236H179V235ZM186 234V235H185ZM194 234V235H193ZM195 234L197 235V236H195ZM198 234H199V236H203V238L202 237H199L198 236ZM4 235V236H3ZM12 235V236H11ZM85 235V234H84ZM129 235V236H128ZM156 235V236H155ZM157 235H158V237H157ZM169 235V236H168ZM177 235V236H176ZM185 235V236H184ZM188 235V236H187ZM191 235H193V236H195L194 238L196 239V241H195V239L194 238H192L193 236H191ZM213 235V236H212ZM226 235V236H225ZM80 236V235H79ZM124 236H126L127 238V240L125 239V237ZM154 236V237H153ZM174 236H175V238H174ZM183 236H184V238H183ZM187 236V237H186ZM190 236V237H189ZM214 236H215V238H214ZM216 236L218 237H220V239L218 240V238H216ZM225 236V237H224ZM11 237V238H10ZM179 237V238H178ZM180 237H181V239H180ZM205 237V238H204ZM206 237H208V238H206ZM210 237V238H209ZM221 237H224V238H221ZM160 240H159V239ZM166 238V239H165ZM170 238H172V240H170ZM211 238H213V239H211ZM115 239V240H114ZM117 239V240H116ZM119 239V240H118ZM122 241H121V240ZM179 239V240H178ZM185 239V240H184ZM190 239V240H189ZM192 239H194V241H192ZM13 240V239H12ZM82 240H84L83 242H82ZM105 240H107V241H105ZM114 240V241H113ZM130 240V241H129ZM173 241V242H170V241ZM201 240V241H200ZM205 240V241H206ZM74 241V242H73ZM134 241H135V243H134ZM177 243H176V242ZM182 241V242H181ZM185 241H187V242H185ZM201 243H200V242ZM222 241V240H221ZM107 244H106V243ZM109 242V243H108ZM111 242V243H110ZM120 242V243H119ZM131 242H133V244L131 243ZM186 244H185V243ZM190 242H192V243H189ZM194 242H196L195 244H194ZM0 243V244H1ZM73 243H75V244H73ZM103 243V244H102ZM105 243V244H104ZM115 243H116V245H115ZM178 243H180V245H181V247H179L178 245ZM2 244V245H3ZM109 244H111V245H109ZM174 244V245H173ZM177 244V245H176ZM185 244V245H184ZM1 245V246H2ZM101 245H103V246H101ZM184 245V246H183ZM4 246V245H3ZM2 246V247H3ZM69 246V247H68ZM83 246H84V249H83ZM140 246H141V248H140ZM176 246V248H174ZM190 246L188 247L189 249H191L190 248ZM2 247H0V248H2ZM11 247V246H10ZM103 247V248H102ZM113 247V248H112ZM130 247V248H129ZM179 249H178V248ZM131 248V249H132ZM181 248V249H180ZM193 248V247H192ZM99 249V250H98ZM136 249V250H137ZM142 249V250H141ZM177 249V250H176ZM182 249V250H183ZM3 250H5V248H2V250H0V251H3ZM9 250H10V248H9ZM9 250H6V252H7V254H8V252H9ZM88 250V251H87ZM95 252H94V251ZM125 250V251H124ZM141 250V251H140ZM175 250V251H174ZM181 250V251H182ZM84 251V252H83ZM90 251V252H89ZM94 253H93V252ZM97 251L99 252V254L97 253ZM173 251V252H172ZM4 253H5V251H3ZM61 252H64L63 250H61ZM61 252H59V253H61ZM89 254H88V253ZM92 252V253H91ZM103 252V253H102ZM163 252V253H162ZM167 252H168V254H167ZM170 252V253H169ZM161 253V254H160ZM9 254H11V253H9ZM62 254V253H61ZM68 254V253H67ZM85 254L86 255H88L87 257L89 258H87L86 256H85ZM94 254L97 256V257H95L94 256ZM122 254V255H121ZM157 254V255H156ZM48 255V254H47ZM46 255V260H48V261H46V262H44V261H42L41 262V259H42V257L43 256H41V258H39L38 260H40V261H38L37 260V258H35L36 260L35 261H33L34 263L33 264H56V263H53L51 260H53V257H54V255H48L47 256ZM92 257H91V256ZM36 256H39V255H36ZM53 256V257H52ZM81 256V257H80ZM152 257V261L153 260H155V257ZM93 257H95L94 259H93ZM125 257H127V258H125ZM45 258H43L42 260H45ZM52 258V259H51ZM83 260V262L82 263H80L82 260ZM84 258H86V259H88V260H90V262H87V260L85 261V259ZM124 258V259H123ZM138 258V259H139ZM154 258V259H153ZM49 259H51L50 261H51V263H48V262H50L49 261ZM78 259H80V260H78ZM34 260V259H33ZM92 260H94V261H92ZM103 260H105L104 262H103ZM124 260V261H123ZM126 260V261H125ZM11 261V263H13V261L12 260H10ZM29 261H31V260H29ZM37 261V262H36ZM69 261V262H68ZM75 261V262H74ZM84 261L86 262V263H84ZM22 262V261H21ZM24 262H27L28 263V261H23L22 263L23 264H27V263H24ZM5 264H11V263H9V261L8 262H4ZM18 263H20L19 261H15L13 264H18ZM22 263H20V264H22ZM95 263V264H96ZM0 264H3L2 262H0ZM28 264H32V262L30 263H28Z\"/></svg>",
	"mask_w": 264,
	"mask_h": 264
}]
</instances>
